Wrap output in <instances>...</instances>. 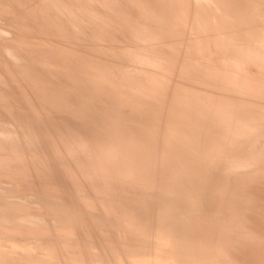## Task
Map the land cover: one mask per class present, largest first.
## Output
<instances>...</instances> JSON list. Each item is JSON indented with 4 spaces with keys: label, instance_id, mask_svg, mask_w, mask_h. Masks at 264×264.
Listing matches in <instances>:
<instances>
[{
    "label": "bare ground",
    "instance_id": "1",
    "mask_svg": "<svg viewBox=\"0 0 264 264\" xmlns=\"http://www.w3.org/2000/svg\"><path fill=\"white\" fill-rule=\"evenodd\" d=\"M11 1V0H10ZM15 1V0H14ZM53 0H19V2H20V6H22L23 8H25L26 10H27V12L30 14V16H32L33 17V20H34V17L36 18H39L40 20H38V22L40 21V23H42L43 25L42 26H44L42 29H40V30H43V32H45V30H47L46 32L50 35V39L52 40V42L53 41H55V42H57L58 43V45H61L60 47L61 48H63V47H65V49L66 50H68V51H70V52H72V53H70L71 54V56H72V54H73V56L75 55H81V57H82V60H84V58H85V61H86V59H87V56L86 55H88L89 56V54L91 55L95 50H96V43L95 44H90V43H88V41H87V43L89 44V46H87V52L86 53H83V54H80L79 53V49L78 50H75L76 48H78V42L76 41V40H72L71 42H69V41H67V42H65V43H62L61 41H59L58 39H59V37H58V39L55 37V36H60L61 37V35H59V33H57L58 32V29L59 28H61V25H63L62 24V20L64 19V18H66V21L69 19V23H71L72 25H73V27L72 28H79V30L81 29V28H84V31L86 32H84V35L85 34H92V33H87V32H89L90 30H88V26L89 25H87V24H84L83 23V21L81 22V20L80 19H77V17H74L69 11H67L66 9H64V5L63 6H61L62 5V3H60L61 5H59L58 3H57V1H55V2H52ZM59 1H61V0H59ZM63 1H65V3L67 2V1H69V0H62V2ZM72 1V0H71ZM79 2H78V7L79 8H81L82 10H85V12L87 11V12H89V13H91L92 14V16L94 15V17L95 16H97V17H99V18H103L104 20H106L107 21V19H105L104 17L105 16H107V14H105L106 13V11H105V9L107 10V9H109V8H107L108 6L107 5H109L108 4V0H106V2H107V5L104 3V1L103 0H78ZM96 1V3L98 2L99 4H100V6H101V8H103V9H100V6L97 4V6H98V8H95V9H93V8H91L92 7V5H91V7H89V6H87V5H90L88 2H95ZM115 1V0H114ZM117 1V0H116ZM121 1V0H120ZM120 1H118L117 3H120ZM123 1V2H122ZM121 2L123 3V5H124V0H122ZM155 1H157V4H154L155 3ZM159 0H154V3H153V0H127L125 3H126V5H125V7L123 8V7H121V9H123L122 11L121 10H119L120 9V7L119 8H117L118 10H119V12H118V10H117V12L116 11H114L115 9H113V7L115 8L116 6H117V3H116V5L115 4H112L113 5V7L111 6V3H113V1L112 0H110L109 2H111L110 3V6L112 7V11H114L115 13H117V15H118V19L119 20H121L123 23L125 22V20H123V19H126V21H128L129 22V20H130V18H128V20H127V17H129L130 15H134L135 16V14H133V13H131L130 15H129V11L131 10V11H134V9L138 12V10H139V12L141 11V13L139 14V13H136V12H134V13H136V14H138L136 17H132V18H134V20H135V18H137L138 20H139V18L138 17H140L141 16V14L142 15H145L144 13H146V14H148L149 13V16H150V14H151V16L152 15H155V16H150L151 17V21L149 20V22H152L153 20H155L154 22L155 23H153L154 25H151L152 23H150V25H148L147 23H144V19L147 21V19L149 18L150 19V17L148 16V17H141L142 19H140V20H142V21H137V20H135V23H137L138 22V25L136 24L135 25V27H134V24H133V27L134 28H129V29H131L130 31H132V33L133 34H129V33H126L127 35H129V37L131 36H133L134 34L135 35H138L139 37H143V42L145 43L146 41V43L145 44H150L151 46H152V48H154V46L155 45H158L159 44V46H160V50H161V48H162V50L161 51H163V53H165V54H171V55H166V57H164V59L166 58V59H168L169 61L167 62L168 64H169V62H170V67H171V70H170V68H163L165 65H166V63H162V61H161V63L162 64H164V66L163 67H161V66H159L158 65V62L157 63H155V61H152V59L150 60V59H148V58H146V57H144V58H146V59H148V60H146V59H144V60H146V62H144V61H140V62H142V63H147V64H149V65H152V67L153 66H156L158 69H160V70H162V69H165V70H167V72H171L172 73V75H167V73H166V75L165 76H163V81H159V76H154L153 74L151 75V71H150V73H148L147 75H143V76H140V77H142V79L140 80V81H142V80H144L143 79V77L145 76V77H148V78H145V80L146 79H148V81H152V84H149V83H151V82H149V83H145L146 81L144 80V83L145 84H147V85H144V84H139V86L136 88H131L130 90H129V94H130V96L132 97V96H134V94L135 93H137V94H139L141 91H144V96H143V98H144V100L146 99V100H148V99H150L151 101H152V103H154L153 101L154 100H158V102L156 103H154L155 105H153V106H156V104H158V103H160L161 101H163V102H167V103H169L168 105H166V104H164V103H160V104H163V105H165V106H167V107H165V106H163L164 108L162 109V108H158V110H153L152 111V119H160V118H162V117H166L167 116V121H166V123H164V125H168L170 128V130H168L169 132H166V135H164V143L166 144V146L165 145H163L164 146V148H161L160 150H155L154 152H150V151H147V152H145L144 150H140V149H138V150H140V151H138V150H136L138 147H141V145H139V141H138V138L137 137H134V136H131V137H127V136H125V130L123 129V127H121V126H119V123L121 124L123 121H121L120 119H118L117 117H115V116H110L109 115V117H107V118H104V119H96V116H95V121H93V122H95V125H97L98 126V128H97V126H96V128H97V131L99 132V123H104V125H103V123H102V125L101 126H104V127H108L107 129L109 130V127L112 125V123H116L118 126H116V129H114L115 130V132H117V135L119 136V135H123L124 136V138L125 137H127V138H125V140H124V142H121V141H123V140H121V138H120V140H119V143H121L122 144V146H121V144H118V146H116L117 145V143H118V140L115 138V136L113 135V138L111 137V133H113L114 131H111V129H110V137L113 139V141L112 142H114L116 145H115V147H114V149L115 148H117V147H119V145H120V147H119V149H120V151H118L119 153L120 152H122V153H126L128 150H130L131 151V153L134 155V156H136V157H133L134 159H132V157L130 156V155H128V153H130V151L128 152V153H126V157H128L129 156V158H125V160L126 159H132L131 161H132V163L135 161V159H139L138 161V164H137V161L136 162H134V163H136V164H131V165H127V161L128 160H126V161H124V163H126V164H124L123 163V160L124 159H122V158H124L125 157V155H123V157L122 158H119V160H121V162H119L120 164H113V166H112V162L111 161H113L114 162V160L116 161V163H118L117 161L118 160H116V158L118 159V155H120V154H118L116 151L117 150H119L118 148H117V150H115L114 151V149H113V151L112 150H110L109 148V146L111 145L110 143H106V146L107 147H104V145L103 146H100V144H98V143H100V139L102 140V138H100V136H102L103 134L104 135H106L107 134V131H106V128H104V130H105V132L106 133H102L100 136H99V138H98V135H97V137H96V134L98 133V132H96L94 135V138L96 137V139L98 138V140H96V142H97V144L99 145V148L97 149V147L96 146H98L97 144H96V146H95V144H93V143H89V144H91V147L94 145V147L93 148H95V149H93L94 151H93V155H99L100 156V154H97V153H101L102 154V156H101V158H99L100 160H98V161H96V159H95V161H93V159H90V160H87V162H83L82 164L83 165H79V166H82V168H75L76 170L74 171V169H73V167L71 168L70 166V168H68V175H66V174H64V173H62V176L60 175L61 173H58L61 177H62V179L61 180H63L62 182H61V184H59V183H52V182H50V180L49 179H47V178H49L48 176H47V180L45 179V177L44 176H46L45 175V173H44V176H43V173L41 174L40 172H38L37 174H36V176L37 175H40V176H42L41 177V180H42V178L44 179V180H42V182H38L39 181V179L40 178H38L37 179V177L35 176V174H34V177H36V180H38V181H36V184L34 183L33 185H30V181H31V179H30V177H33V174L31 173V175L29 174V172H27L26 170H24L22 167H20V166H18V165H15L14 163H9V161L10 160H12V159H16V157H18L17 159L19 160V158H22V157H19L20 156V154L18 155V154H14L16 151H15V149H12L10 152H8V148L9 147H7V146H2V144L0 145V264H264V189H263V191H261L262 189H260V187H264V184H263V181H264V131L263 130H260L261 128H263L264 129V82H262L261 80H259L258 78H260V77H258V73H257V68H255L254 66L256 65V66H259V65H257L259 62V60L258 61H256L255 63H257V64H253L252 66H251V69L250 68H248V69H250V70H248L249 72L252 70V69H254L255 68V71H256V74L254 73V75H257V79L255 80V79H253V77H255V76H253L252 75V73L254 72L253 70V72H251V75L253 76H249L248 75V73L246 72L247 70H245V76L243 75H239L237 72H236V70L238 69L237 67H241V66H244V64H243V62H244V59L246 60L247 59V55L249 54V52H248V54H246L247 53V51L249 50L248 48H253V46H251L250 47V45H249V47H242L241 45H238L239 44V42H238V44L236 43V46H238V47H234L232 44H234V43H232L231 44V42L229 43V44H231V47H232V49L233 48H235V51H233V52H236V53H227V52H225V49H224V51L223 52H225L227 55H226V57H225V59H222L221 57H223V56H221L222 54H220L219 55V58H221L222 60H225V61H223V64H214V63H216L215 61H211L210 59L211 58H213L212 56H214L213 54H216V52L214 53V51H211L210 49H205L204 48V46H206L208 43L210 44V39H209V37L207 38V36H209L210 35V33H211V31H213V30H215V29H213V28H210V25H211V23H210V25L208 24V23H206V21H208V19H206L207 17H209L213 22H212V26L214 27L215 25L214 24H217L216 22H218V24L217 25H219V24H223V23H225V21L227 22V20L229 21V20H235V19H237L236 20V22L237 23H235V21L233 20V22L232 23H235L236 25H233L230 21V26H233V27H235V28H232V32H230V33H233V34H236V35H234V36H236V38H237V35L238 34H240V32L242 33V34H244V33H246V32H243L244 30H246L245 28L247 27H245L244 25L246 24V25H248L249 24V26H252V24L251 23H253L252 21H254V24L256 25H253V31H254V26L256 27V30L257 29H261V28H264V23H263V25H259V26H263V27H257V22L258 21H256V19H257V16H255L254 14V16L256 17V19L255 18H252L253 16H252V14L249 16L250 18L249 19H253V20H250L251 22H249V20L248 19H246L247 17H248V11H246L245 9V13H246V15H244L245 13H244V11H243V4H247V2L248 1H250L251 2V0H219V1H222L223 2V7H221L222 5L221 4H219V5H221L220 7H221V10H220V8H219V6L217 5V1H215L214 2V0H192V1H195V2H192L193 4L194 3H196V5H197V7H198V5H202V6H204L205 8H207V13H208V15H206V18L203 20L202 18H201V16H199L202 20H200V19H198V17H197V19H196V17H195V19L192 17V16H190V15H192V14H189V16H190V19H187V18H185L186 17V15L185 14H183L182 13V11H180L181 13H182V15L184 16V17H182V15L180 16V17H182V18H184V19H180L179 18V15H178V17H177V13H175L174 12V10H172V12H174L172 15H171V8H173V9H176V8H178L177 6H175L176 8H174V5L173 4H171V2L168 0L167 1V4H168V7L170 6V5H172L171 7H169L170 8V13H169V9L167 8V5L165 6L166 8H164V6H162V4H161V2L163 1V0H161V1H159ZM190 1V0H189ZM13 2V1H12ZM128 2V3H127ZM168 2H170V3H168ZM191 2V1H190ZM221 2V3H222ZM237 3V4H235L234 5V3ZM64 3V4H65ZM76 3H77V0H76ZM75 3V4H76ZM86 3H88V4H86ZM92 3V4H93ZM95 3V4H96ZM115 3V2H114ZM188 3V2H187ZM17 4V6H19L18 5V3H16ZM69 4V3H68ZM71 4H73V3H71ZM121 4V3H120ZM119 4V5H120ZM161 4V5H160ZM250 4V3H249ZM252 4L253 5H255L256 7H258V8H260L261 9V11L263 12V10L262 9H264V0H253V2H252ZM118 5V6H119ZM163 5H165V4H163ZM189 5V4H188ZM188 5L186 6V7H188ZM243 5V6H242ZM253 5H251V6H249L251 9H252V7H253ZM13 6H15V5H13ZM107 6V7H106ZM121 6V5H120ZM192 5H190V7H191ZM194 6V5H193ZM192 6V7H193ZM226 8H225V7ZM94 7V6H93ZM96 7V6H95ZM181 7V6H180ZM184 7H185V5H184ZM183 6H182V10L184 11V8ZM247 7V6H246ZM249 7H247V8H249ZM11 8H13L12 7V5H10L9 4V1L8 0H0V13H2V11L4 12V10H10ZM17 8V7H16ZM21 8V7H20ZM69 8V7H68ZM67 8V9H68ZM71 8V7H70ZM76 8H77V6H76ZM130 9L129 11L127 10V9ZM199 8V7H198ZM197 8V9H198ZM201 8H203V7H201ZM200 8V10L202 11V9ZM205 8H203L204 9V11H205ZM218 8H219V10H218ZM224 10H223V9ZM250 8H249V10H250ZM15 9V8H14ZM14 9H12V10H14ZM73 9V8H72ZM138 9V10H137ZM188 9V13H190L191 11H193V8H191L192 10H190V12H189V7L187 8ZM195 10H196V6H195V8H194ZM11 10V11H12ZM16 10V9H15ZM18 10L19 9H17L16 10V12H18ZM23 10V9H22ZM81 10V11H82ZM128 12H127V11ZM177 10V9H176ZM200 10H199V12H200ZM228 10H230V11H233V12H235L234 14H235V16L237 15L238 16V18H237V16L236 17H233V12H227ZM248 10V9H247ZM24 11V10H23ZM80 11V10H79ZM78 11V12H79ZM110 11V9L107 11V13ZM204 11H202L203 12V14H204ZM253 11L255 12V10H252L251 11V13H253ZM257 11V10H256ZM260 10H259V13H261L262 14V12H261ZM22 12V11H21ZM25 12V11H24ZM75 12H77V11H75ZM103 12H105V13H103ZM120 12H122V13H120ZM177 12H179L178 10H177ZM197 11H195V13H196ZM199 12H197V13H199ZM7 13V12H6ZM6 13L5 14H1L2 16L3 15H6ZM10 14H12L11 12H9ZM109 13H113V12H109ZM114 13V15L116 16V14ZM119 13V14H118ZM186 13H187V10H186ZM195 13H193V14H195ZM259 13H257L256 15H261V14H259ZM17 14V13H16ZM73 14H74V12H73ZM86 14V13H85ZM103 14H105V16L103 17ZM205 14H206V12H205ZM231 14V15H230ZM20 15V14H19ZM110 15V14H109ZM112 15V14H111ZM110 15V16H111ZM113 15V16H114ZM174 15V17H173V19L175 18V20H173L172 19V17L171 16H173ZM197 15V14H196ZM200 15V14H199ZM243 15H244V17H243ZM263 15H264V13H263ZM7 16V15H6ZM24 16H27V15H24ZM23 15L21 16V18L22 17H24ZM75 16H76V14H75ZM85 16V15H84ZM87 16H88V14H87ZM114 16V17H115ZM123 16V17H122ZM193 16H195V15H193ZM202 16H205V15H202ZM232 16V17H231ZM242 16V19L240 18V17ZM247 16V17H246ZM252 16V17H251ZM18 17H20V16H18ZM64 17V18H63ZM89 17V16H88ZM93 17V18H94ZM97 17L96 18H94L95 20L97 19ZM107 17H109V16H107ZM106 17V18H107ZM114 17H112L111 16V18H113L114 19ZM125 17V18H124ZM131 17V16H130ZM154 17V19H152ZM155 17H156V19H155ZM191 17L193 18V19H191ZM216 17L219 19H217L216 20ZM246 17V18H245ZM261 17V16H260ZM15 18V17H14ZM27 18H29V17H25V19H27ZM31 18V17H30ZM63 18V19H62ZM79 18H81V17H79ZM85 18H86V16H85ZM109 19V20H112L113 21V19ZM116 18H117V16H116ZM169 18H171L170 20H172V24H174L173 26H171V27H167L169 30H172L173 32H175L174 34H177L176 32L178 31H176L175 29H178L179 28V30H181L180 28H182V30H184V31H182V32H185L186 33V35H188V36H190V37H192V39L190 40L189 38H188V36H186L187 38H188V41H190L189 43H183L184 42V39H186V41H187V38H183V39H181L180 37H183L184 35H183V33L181 32V36L179 37L183 42H181V41H178L177 39H179V38H177L176 40H177V42L176 43H173V45L171 46L170 45V43H172V42H174L173 41V39H171L172 41L169 43L168 42V39L169 38H167V40H166V38L165 37H162L166 32V36L168 37L169 35H167V34H169L168 32H169V30L167 29V31H165L164 29H165V27L168 25V24H171V23H168L169 21L167 20V19H169ZM179 18V19H178ZM239 18H240V20H244L245 19V21L247 20L248 22L247 23H245L244 25H242V22H244V21H240L239 20ZM262 18V17H261ZM264 18V17H263ZM23 19V18H22ZM87 20H88V18H86ZM92 19V18H91ZM94 19H92V21L94 20ZM103 19H101V20H103ZM209 19V20H210ZM258 19H260V18H258ZM20 20V19H19ZM30 20H32V19H30ZM85 20V19H84ZM103 20V21H104ZM109 20L106 22V23H109ZM115 20V22H116V19H114ZM119 20H117L118 22H121V21H119ZM131 20H133V19H131ZM133 20V21H134ZM264 20V19H263ZM21 21H23V20H21ZM35 21V20H34ZM91 21V22H92ZM137 21V22H136ZM145 21V22H146ZM156 21L158 22L157 23V25H158V27L157 28H160L161 26L164 28H162L160 31H162V30H164L165 31V33H164V31L162 32L163 34H161V35H159L158 34V32L156 31V30H158V29H156V30H154V27L152 28V26H155L156 25ZM165 21H168V22H165ZM173 21H174V23H173ZM205 21V22H204ZM214 21H215V23H214ZM238 21H240L239 23H238ZM256 21V22H255ZM260 21L262 22V19H260ZM16 22V21H15ZM14 22V23H15ZM19 22V21H18ZM26 22V21H25ZM24 22V23H25ZM28 22V21H27ZM37 22V21H36ZM96 22H98V19H97V21ZM100 22V21H99ZM102 22V21H101ZM117 22V23H118ZM127 22V23H128ZM148 22V21H147ZM159 22H163L161 25H160V23ZM164 22L165 23H167V25L165 26V25H163L164 24ZM171 22V21H170ZM31 22H29V24H30ZM64 23V22H63ZM66 23V22H65ZM88 23V22H87ZM113 23V22H112ZM123 23H121V25L123 24ZM127 23L125 22L124 23V26H126V27H123L122 26V28L123 29H127ZM214 23V24H213ZM228 23V22H227ZM260 23V22H259ZM20 24V23H19ZM32 24V23H31ZM31 24H30V26H31ZM96 24V23H95ZM94 24V25H95ZM116 24V23H115ZM119 25V28L121 27L120 26V23H118ZM126 24V25H125ZM130 24L132 25V21H130ZM129 23H128V26L130 25ZM147 24V25H146ZM206 24H208L209 25V27L208 28H210V33H207L208 31H206ZM232 24V25H231ZM23 25V24H22ZM21 25V26H22ZM28 25V24H27ZM67 25V24H66ZM93 25V27H95ZM101 25V24H100ZM104 25H105V23H104ZM108 25V24H107ZM111 24H109L108 26H110ZM113 25V24H112ZM159 25H160V27H159ZM26 26V25H25ZM25 26H23V27H25ZM37 26V25H36ZM116 26H117V24H116ZM150 26V27H149ZM165 26V27H164ZM169 26V25H168ZM180 26V27H179ZM221 26V25H220ZM228 26H229V24H228ZM227 26V28H229L230 29V27H228ZM248 26V27H249ZM4 27V26H3ZM16 26H14V28H15ZM18 27V26H17ZM16 27V28H17ZM23 27H22V31H23ZM27 27H29V25L27 26ZM32 28H33V26H31ZM31 27H29L30 29H32ZM39 27V26H38ZM66 27V26H65ZM98 27V26H97ZM105 27H107V26H105ZM156 27V26H155ZM176 27V28H175ZM178 27V28H177ZM216 27H218L219 28V26H215V28ZM222 27L223 26H221V30H222ZM226 27V26H225ZM247 27V28H248ZM0 28H1V26H0ZM12 28V27H11ZM15 28V29H16ZM26 28V27H25ZM40 28V27H39ZM68 28H71V27H68ZM67 28V29H68ZM104 27L102 26V29H103ZM114 28H116V27H114ZM118 28V27H117ZM224 28V27H223ZM250 28V27H249ZM2 29V28H1ZM6 29V28H5ZM8 29V28H7ZM6 29V30H7ZM28 29V28H27ZM27 29H25V30H27ZM34 29V28H33ZM32 29V30H33ZM38 29V28H37ZM91 29H92V27H91ZM101 29V28H100ZM109 29H110V27H109ZM211 29H213V30H211ZM217 29V28H216ZM229 29H226V30H228L227 32L229 33ZM244 29V30H243ZM249 30V29H247V33H248V30L251 32L252 30ZM5 30V33L7 32V33H9V31H6ZM13 30V29H12ZM72 29H70L69 31H71ZM111 30H115V29H111ZM118 30V29H117ZM133 30H134V32H133ZM226 30H223V31H226ZM20 31V30H19ZM37 30H36V28H35V32H36ZM39 31V30H38ZM93 31V30H92ZM100 31V30H99ZM106 30H104V32H105ZM107 31H109V30H107ZM106 31V32H107ZM118 31H120V30H118ZM123 31V30H122ZM172 31H170V32H172ZM216 31H218V30H215L214 32L215 33H217ZM219 31H220V29H219ZM223 31H220V32H223ZM231 31V30H230ZM235 31H237V32H235ZM258 31V30H257ZM260 31V30H259ZM261 31H262V29H261ZM12 32H14V31H12ZM34 31H33V34L35 33ZM73 32V31H72ZM76 32V31H75ZM95 32V31H94ZM110 32H112V31H110ZM126 32H127V30H126ZM179 32V33H180ZM213 32V33H214ZM219 32V33H220ZM249 32V33H250ZM17 33V32H16ZM40 37L42 36V35H40V32L38 33V32H36ZM61 33V32H60ZM100 33H101V31H100ZM116 33V32H115ZM118 33H121V32H118ZM124 33L125 32H122V36L124 35ZM142 34V33H144V35H139V34ZM145 33H149V35H150V37L149 36H147ZM178 33V34H179ZM184 33V34H185ZM213 33H211V34H213ZM218 33V34H219ZM226 33V32H225ZM229 33V34H230ZM246 34L247 36L248 35H250V34H252V33H250V34ZM13 34V33H12ZM41 34H42V32H41ZM69 34V33H68ZM72 34V33H71ZM126 34H125V37H126ZM209 34V35H208ZM228 34V35H229ZM29 35V34H28ZM34 35H36V34H34ZM44 35V34H43ZM47 35V34H46ZM49 35H48V38H49ZM63 36L65 35H67V33L66 32H64L63 34H62ZM70 35V34H69ZM74 35V34H73ZM72 35V36H73ZM98 35V34H97ZM102 35V34H101ZM117 34H115V36H116ZM119 35V34H118ZM117 35V36H118ZM134 35V36H135ZM172 35H173V33H171L170 34V36H171V38H176V35H173V37H172ZM216 35V34H215ZM215 35L213 34V35H211V36H214L213 37V39L215 38ZM232 35V34H231ZM241 35V34H240ZM18 36V35H17ZM26 36V35H25ZM31 36V35H30ZM103 36V35H102ZM108 36V35H107ZM116 36V37H117ZM134 36H133V38L132 39H134ZM137 36V37H138ZM145 36L146 37H148L147 39L145 38ZM178 36V35H177ZM184 36V37H185ZM242 36V35H241ZM32 37H33V35H32ZM35 37V36H34ZM46 37V36H45ZM55 37V38H54ZM88 37V36H87ZM110 37V36H109ZM113 37V36H112ZM131 37H130V39H131ZM136 37V36H135ZM136 37V38H137ZM228 37H230V36H228ZM238 37H239V35H238ZM244 37H245V35H244ZM250 37V36H249ZM37 38V37H36ZM72 38V37H71ZM99 38V37H98ZM136 38H135V40H136ZM145 38V39H144ZM165 38V39H164ZM231 38H233V36L231 37ZM230 38V39H231ZM23 39V38H22ZM38 39V38H37ZM46 38H44V37H41L40 39H38V41H40V43H42V41L43 42H45V44H46V41L48 42V40L46 39ZM65 39V38H64ZM74 39V38H73ZM78 41L79 40H81V39H79V38H76ZM90 39V38H89ZM102 39L103 38H101V42L100 43H102ZM107 39V38H106ZM106 39H104V40H106ZM111 39V38H110ZM115 39V38H114ZM117 39H119V38H117ZM120 39H122V38H120ZM129 38H127V40H128ZM230 39H229V41H230ZM239 39V38H238ZM241 39H242V37H241ZM245 39H246V37H245ZM252 39V38H251ZM26 40V39H25ZM28 40H29V38H28ZM35 40V39H34ZM61 40V39H60ZM63 40V39H62ZM65 40H67V39H65ZM69 40V39H68ZM94 40V39H93ZM96 40V39H95ZM98 40V39H97ZM123 40V39H122ZM139 40V39H138ZM141 40H142V38H141ZM146 40V41H145ZM175 40V39H174ZM212 40V39H211ZM234 40H237V39H234ZM248 40H250V39H248ZM255 40V39H254ZM37 41V42H38ZM83 41V40H82ZM99 41H100V39H99ZM108 41H110V40H108ZM114 41V40H113ZM124 41V40H123ZM185 41V42H186ZM187 41V42H188ZM251 41V40H250ZM253 41V40H252ZM256 41V40H255ZM258 41V40H257ZM260 41V40H259ZM262 41H264V39L262 40ZM10 42H11V40H10ZM95 42V41H94ZM93 42V43H94ZM118 42V41H117ZM125 42H127V41H125ZM131 42V41H130ZM129 41H128V43H130ZM134 42H136V41H133V44L135 45V43ZM138 43H139V41H137ZM141 42L142 41H140V45H141ZM232 42H235V41H232ZM3 43V42H2ZM12 43V42H11ZM22 43V42H21ZM35 43H36V41H35ZM39 43V44H40ZM87 43H86V45H87ZM109 43H111V42H109ZM259 43H261V42H258V44ZM13 44V43H12ZM17 44H19V42L17 43ZM23 44V43H22ZM25 44V43H24ZM44 44V43H43ZM52 44V45H51ZM55 44V43H54ZM105 44H107L108 45V43H105ZM119 44V43H118ZM118 44H116L117 46H119ZM124 44V43H123ZM132 44V45H133ZM252 44H254V41H253V43ZM257 44V45H258ZM20 45V44H19ZM28 45V44H27ZM40 45H42V44H40ZM47 46H49L50 47V45L52 46V48L54 49V51H55V49H56V46H54L53 45V43H51V41L49 40V44L47 43L46 44ZM45 45V47H47ZM94 45V46H93ZM126 45V44H125ZM130 45V44H129ZM150 45H149V47H150ZM256 45V44H255ZM37 46V45H36ZM80 46V45H79ZM98 46V45H97ZM99 46H100V44H99ZM122 46H124V45H122ZM121 46V47H122ZM131 46V45H130ZM147 46V45H146ZM159 46H158V48H159ZM2 47H3V45H2ZM28 47V46H27ZM58 47V46H57ZM112 47H114V46H111L110 48H112ZM132 47V46H131ZM140 47V46H139ZM143 47H145L144 45H143ZM149 47H146L147 49L149 48ZM156 47V46H155ZM173 47V48H172ZM230 47V46H229ZM228 47V48H229ZM230 47V48H231ZM241 47V48H240ZM258 47V46H257ZM260 47V46H259ZM261 47H262V43H261ZM8 48H10L11 49V47L9 46ZM14 48H16V47H14ZM40 48H42V47H40ZM75 48V49H74ZM110 48H108V49H103V45H102V51L105 53L104 55L105 56H103V57H105V58H103L102 59V57H97V59H99L100 58V60H102L103 62H104V64L103 65H106L108 68H110V67H114L115 65L114 64H116V63H114L115 61H114V59H113V63L112 62H110L111 60H107V58H108V56L106 55V54H110L112 57H113V55L115 56L114 58H116V56L117 57H119V59H121V58H129V60H130V58H131V55H128V54H130V53H128V54H126V53H123V52H120V51H117L115 48V51H112V50H110ZM125 48V47H124ZM128 48V47H127ZM158 48H156L155 50L157 51L158 50ZM172 48V49H171ZM227 48V49H228ZM239 48V49H238ZM263 49H264V47H262ZM262 48H258V49H262ZM4 49V48H3ZM2 49V50H3ZM21 49H23V48H21ZM38 49V48H37ZM95 49V50H94ZM101 49V48H100ZM126 49V48H125ZM139 49V48H138ZM146 49V50H147ZM164 49V50H163ZM226 49V50H227ZM250 49V50H251ZM253 49H255V53L254 54H256V48H253ZM252 49V50H253ZM12 50V49H11ZM15 49H13V51H14ZM45 50V49H44ZM57 50V54H54L52 51L53 50H51V54H53V55H51V56H49L50 57V60L52 59V60H55V59H58V57H60L61 55H62V53H61V49L60 48H58V49H56ZM60 52H59V51ZM94 50V51H93ZM129 50V49H128ZM137 49H134L133 51H136ZM150 50V49H149ZM148 50V51H149ZM154 50V51H155ZM213 50V49H212ZM215 50V49H214ZM231 50V49H230ZM0 51H1V49H0ZM68 51H67V53H68ZM98 51V50H97ZM97 51H96V54H97ZM102 51H98V53H99V55L101 54V52ZM152 51V50H151ZM155 51V52H156ZM220 51V50H219ZM222 51V50H221ZM254 51V50H253ZM258 51V50H257ZM7 52V51H6ZM62 52H63V49H62ZM81 52V51H80ZM154 52V53H155ZM158 52V51H157ZM213 52V53H212ZM218 52V51H217ZM230 52V51H229ZM259 52H261V51H259ZM262 52H264V51H262ZM17 53V52H16ZM20 53V52H19ZM64 53H65V50H64ZM63 53V54H64ZM161 53V52H160ZM163 53H161V54H159V55H162ZM5 54V53H4ZM43 54H45V53H43ZM58 54H60L59 56H58ZM103 54V53H102ZM133 54V53H132ZM135 54H136V52H135ZM138 54V53H137ZM146 54H147V52H146ZM152 54V53H151ZM151 54H150V56H151ZM190 55V58H191V56H192V58L194 59V57H196V58H198V59H200L199 61H202L201 59H203L204 57H205V59L203 60L204 62H205V60H207V59H209V63H203L202 65H200V67H198V65H199V63H195V64H193L195 61L194 60H192V61H194L193 63H191L190 61V63L191 64H188V60H187V62L186 63H182V62H180L181 60H179L178 59V56L180 55H182V58L184 57V60L187 58V57H189V56H187V55ZM218 54V53H217ZM251 54V53H250ZM15 55V54H14ZM30 55V54H29ZM35 55V54H34ZM37 55H39V54H37ZM65 55V54H64ZM64 55H62V57L64 56ZM98 54L96 55V56H99ZM143 55H145V53H143ZM148 55V54H147ZM184 55V56H183ZM6 56V55H5ZM25 56V55H24ZM40 56H41V54H40ZM47 56V55H46ZM67 57H69L68 55H66ZM66 56H64L65 58H66ZM72 56V57H73ZM100 56H102V55H100ZM136 56V55H135ZM187 56V57H186ZM194 56V57H193ZM250 56V55H249ZM253 56H255V55H252V57ZM262 56V55H261ZM261 56H256V58H258L259 59V57H261ZM21 57V55H15V56H12V58H14L15 60H17V61H23L24 63H25V67L26 68H28V67H30V65H32V63H31V60L30 61H26L25 59L27 58H25V59H21L20 58ZM23 57V56H22ZM29 57V56H28ZM61 57V58H62ZM63 57V58H64ZM71 57V58H72ZM91 57V56H90ZM138 57H139V55H138ZM155 57V56H154ZM31 58V57H30ZM41 58H43V57H41ZM69 59V58H67L68 60H70V61H74V57L72 58V59ZM96 58V57H95ZM111 58V57H110ZM134 58V57H133ZM142 58V57H141ZM140 58V59H141ZM158 58L160 59V57L158 56ZM191 58V59H192ZM195 58V59H196ZM215 58H218V57H215ZM224 58V57H223ZM251 58V57H250ZM250 58H248V59H250ZM36 59V58H35ZM34 59V60H35ZM75 59H77V58H75ZM96 59V60H97ZM105 59V60H104ZM143 59V58H142ZM180 59H181V57H180ZM191 59H189V60H191ZM248 59L246 60V61H248ZM252 59H254V57L252 58ZM37 60H39V59H37ZM37 60H35V61H37ZM43 60V59H42ZM62 60V59H61ZM80 60V59H79ZM95 60V61H96ZM116 60H118V58L116 59ZM127 60V59H126ZM125 60V61H126ZM128 60V61H129ZM135 60V59H134ZM133 60V61H134ZM158 60V59H157ZM162 60H163V57H162ZM183 60V59H182ZM214 60V59H213ZM220 60V59H219ZM218 60V61H219ZM78 61V60H77ZM76 61V62H77ZM98 61V60H97ZM123 61H124V59H123ZM123 62V63H121V62H118V61H116V62H118V67L119 68H122L123 70H127L128 71V69L129 70H131L130 68H132L133 70V73L135 72V70L134 69H136L135 67H137L136 65H135V67L132 65V63L129 61V62ZM132 61V62H133ZM136 61H138L139 62V60L137 59ZM159 61V60H158ZM197 61V60H196ZM202 61V62H203ZM208 61V60H207ZM216 61H217V59H216ZM217 61V62H218ZM250 61V60H249ZM261 61V60H260ZM55 62V61H54ZM54 62H52V64L54 63ZM64 62V61H63ZM62 62V63H63ZM75 62V61H74ZM101 62V61H100ZM99 62V63H100ZM137 62V63H138ZM201 62V63H202ZM214 64H212V63ZM220 62H221V60H220ZM251 62V61H250ZM250 62H246L245 63V65L247 64V63H250ZM253 62V61H252ZM262 62L264 63V57H263V59H262ZM261 62V63H262ZM65 63H68V61H66L65 60ZM70 63V62H69ZM77 63H80V61H78ZM77 63H75V64H77ZM83 63H85V62H83ZM82 63V64H83ZM130 64V65H128V64ZM160 63V62H159ZM262 63V64H263ZM56 64H57V62H56ZM55 64V65H56ZM58 64H59V62H58ZM89 64H91V63H89ZM93 64V63H92ZM95 64V63H94ZM98 64V63H97ZM113 64V65H112ZM232 65V66H229L228 68H227V65ZM21 65V64H20ZM37 65H39V64H37ZM41 65V64H40ZM46 65V64H45ZM51 65V64H50ZM65 65V64H64ZM68 65V64H67ZM66 65V66H67ZM79 65V64H78ZM78 65H76V66H78ZM100 65H102V63L100 64ZM100 65H98V66H100ZM102 65V66H103ZM215 65H219V67H216ZM237 67H236V66ZM249 65V64H248ZM251 65V64H250ZM249 65V66H250ZM261 65V64H260ZM47 66V65H46ZM61 66V65H60ZM72 66V65H71ZM82 65L80 64V67H81ZM83 66H84V64H83ZM98 66H95V68L96 67H98ZM106 66H104V67H106ZM133 66V67H132ZM168 66V65H167ZM263 66V69H264V64L262 65ZM262 66H260L261 68H262ZM42 67V66H41ZM50 67V66H49ZM52 67V66H51ZM85 67H87L86 65H85ZM92 67V66H91ZM138 67H139V65H138ZM148 67V66H147ZM146 67V68H147ZM151 67V68H152ZM258 68V70L259 69H261V68ZM0 68H1V66H0ZM23 68V67H22ZM48 68V67H47ZM55 68V67H54ZM94 68V67H93ZM146 68H144V69H146ZM155 67H153V69H154ZM237 68V69H236ZM20 69V68H19ZM19 69H18V71H19ZM37 69V68H36ZM39 69V68H38ZM44 69V68H43ZM76 69V68H75ZM80 69H82V68H80ZM84 69V68H83ZM86 69V68H85ZM89 69V68H88ZM98 69V68H97ZM99 69H101V68H99ZM105 69V68H104ZM103 69V70H104ZM247 69V68H246ZM13 70V69H12ZM22 70V69H21ZM34 70V69H33ZM49 70V69H48ZM52 70V69H51ZM67 70V69H66ZM73 70V69H72ZM79 70V69H78ZM95 70V69H94ZM113 70V69H112ZM152 70V69H151ZM155 70H157V69H155ZM154 70V71H155ZM178 70H180V71H186V72H188V71H190V72H192V73H197V75L199 76V74L201 75V76H210V78H212V77H214V79H216L217 81H218V83L219 82H221L222 83V85H225L227 88L228 87H230V88H226L225 86V88H226V92H227V90H229L230 91V89L232 88V87H235L238 91L237 92H239L240 93V95H242V96H248V97H246V98H244V99H247V98H249V99H252V101L255 103V104H253L252 102H250V103H248L249 101H251V100H249V101H247V103L246 102H244L243 101V99L241 100L239 97L240 96H238V97H234L233 96V94L236 92L235 90H231L230 91V95H232L233 97H231V99H230V97H229V94L227 95L228 97H229V99H227V97L225 98L224 96L227 94L226 92H225V90L223 89V91L222 90H217V88L215 89V88H213V87H211L210 85H208L209 83H207L206 84V82H203V81H205V80H200V79H198V78H189V77H187V76H185V75H183L182 73H180ZM243 70V71H242ZM17 71V72H18ZM57 71V70H56ZM81 71V70H80ZM79 71V72H80ZM88 71V70H87ZM86 71V72H87ZM96 71V73H98L97 72V70H95ZM132 71H130L131 73H132ZM144 71V70H143ZM163 71V70H162ZM240 72H241V74H243L244 73V67H242V69L241 70H239ZM238 71V72H239ZM21 72V71H20ZM53 72V71H52ZM66 72V71H65ZM82 72V71H81ZM89 72V71H88ZM91 72V71H90ZM100 72V71H99ZM116 72V71H115ZM114 72V73H115ZM137 72V71H136ZM135 72V73H136ZM146 72V71H145ZM148 72V71H147ZM186 72H184V73H186ZM189 72V73H190ZM261 72H262V69H261ZM264 72V71H263ZM16 73V72H15ZM24 73H26L25 71H24ZM48 73V72H47ZM60 73V72H59ZM70 73V72H69ZM85 73V72H84ZM129 73V72H128ZM152 73H154L153 71H152ZM155 73H156V71H155ZM159 74H160V72H158ZM163 73L164 72H162L161 74L163 75ZM192 73H190V74H192ZM12 74V73H11ZM79 74V73H78ZM86 74V73H85ZM88 74V73H87ZM95 74V73H94ZM139 74V73H138ZM141 74V73H140ZM144 74H146V73H144ZM264 74V73H263ZM263 74H260V76H262ZM24 75V74H23ZM28 75V74H27ZM29 75H30V73H29ZM44 75H46V74H44ZM53 75L55 76L56 74H52V77H53ZM63 75H64V73H63ZM82 75V74H81ZM100 75V74H99ZM103 75V74H102ZM102 75H100V76H102ZM107 75V74H106ZM111 75V74H110ZM129 75V74H128ZM156 75V74H155ZM194 75H196V74H194ZM193 75V76H194ZM248 75V76H247ZM1 76V75H0ZM6 76V75H5ZM19 76V75H18ZM36 76V75H35ZM48 76V75H47ZM50 76V75H49ZM75 76V75H74ZM84 75H82L81 77H83ZM90 76H91V74H90ZM131 76V75H130ZM192 76V77H193ZM4 77V76H3ZM14 77H15V75H14ZM32 77V76H31ZM31 77H30V79H31ZM87 77H88V75H87ZM114 77V79H115V81L116 82H120V81H122L123 79H124V75L122 74H119V76H113ZM128 77V76H127ZM158 77V78H157ZM195 77V76H194ZM262 77H264V76H262ZM2 78V77H1ZM0 78V79H1ZM4 78H6V77H4ZM8 78V77H7ZM12 78H13V76H12ZM21 78V77H20ZM19 78V79H20ZM24 78V76L22 77V79ZM33 78H35V77H33ZM72 78V77H71ZM75 78V77H74ZM126 78V77H125ZM201 78V77H200ZM14 79V78H13ZM37 81H34L33 79V81L31 82V83H29V81H28V85H30L31 86V89H32V87L34 88V89H36V91L37 92H39L40 91V93H39V95L37 94V97L39 98V99H43L42 100V102L40 103V102H38V103H40L39 105H41L42 104V106H43V103H45L46 105L47 104H49L51 101H52V103L51 104H53V105H47L49 108H50V106H52V108L51 109H54V111H55V106H59V105H61V106H63L62 107V110H63V112H65V110H66V108H68V110H69V107H72V106H70V105H74V103L73 102H78L77 103V109L79 110V108L81 107V108H83V110H86V111H90V109L92 108L93 109V107H95V105H94V103H93V100L92 99H90L89 97H84L82 94V96L80 95V93L78 94V95H76L75 94V100L76 101H74L73 99H74V94H73V97L72 96H68V94L70 95H72V91L73 90H76L75 89V87H74V84L75 83H77V81H74V84L73 85H68L67 83H63V84H61V83H55V82H52L51 80L52 79H50V81L46 78V76H42V75H40L39 74V76H36V78H35ZM66 78H64V79H60V80H65ZM88 79V78H87ZM90 79H92V78H90ZM102 79H103V76H102ZM102 79H101V84L102 83H104V82H102ZM109 79V78H108ZM129 79V78H128ZM150 79V80H149ZM203 79H205L204 77H203ZM262 79V78H261ZM16 80V79H15ZM24 80H26V79H24ZM82 80V79H81ZM93 80V79H92ZM97 80V79H96ZM96 80H94L95 82H97ZM104 80H106L105 79V75H104ZM111 80V79H110ZM161 80V79H160ZM211 80V79H210ZM209 80V81H210ZM2 81H3V79H2ZM9 81H11L10 79H9ZM9 81H7V82H9ZM12 81H14V80H12ZM11 81V82H12ZM67 81H68V79H67ZM73 80L71 79V82H72ZM83 81V80H82ZM124 81V80H123ZM147 81V82H148ZM6 81L4 80V83H5ZM11 82H10V84H11ZM15 82V81H14ZM17 82V81H16ZM26 82H27V80H26ZM79 82V81H78ZM99 82V81H98ZM143 82V81H142ZM3 83V84H4ZM25 83V82H24ZM70 83V82H69ZM83 83H84V81H83ZM87 83V82H86ZM107 83H109V82H107ZM115 83V82H114ZM6 84V83H5ZM79 84V87H80V85H84V84H81V83H78ZM77 84V85H78ZM106 84V83H105ZM116 84V83H115ZM130 84H132V83H130ZM135 84H137V83H135ZM149 84V85H148ZM211 84H213V83H211ZM215 84H216V82H215ZM8 85V84H7ZM14 85V84H13ZM21 85V84H20ZM19 85V87L20 88H22L21 86H23V85H21L20 86ZM25 85V84H24ZM92 85V84H91ZM94 85V84H93ZM107 85V84H106ZM105 85V86H106ZM118 85V84H117ZM217 85V84H216ZM215 85V86H216ZM10 86V85H9ZM27 86V85H26ZM26 86H23V87H26ZM86 86V85H85ZM95 86V85H94ZM98 86V85H97ZM96 86V87H97ZM105 86L103 85L102 87H104L105 88ZM122 86V85H121ZM172 86V87H171ZM214 86V85H213ZM218 86V85H217ZM219 86H221V84L219 85ZM2 87V86H1ZM8 87V86H7ZM37 87V88H36ZM77 87V86H76ZM87 87H89V85L87 86ZM86 87V88H87ZM92 87V86H91ZM108 87V86H107ZM106 87V88H107ZM113 87V86H112ZM118 87V86H117ZM116 86L115 87H113L114 89H108L107 91L111 94V92H112V90H114V92H116L115 90V88H117ZM173 87H175V89H173ZM5 88H6V86H5ZM13 88V87H12ZM101 88V87H100ZM119 88V87H118ZM126 88V87H125ZM164 88H169V90H171V88H172V92L174 91V94L171 92V94H173V95H170V91H168L169 93H164ZM219 88V87H218ZM221 88H223V86H221ZM234 88V89H235ZM10 89H11V87H10ZM18 89V88H17ZM27 89H29V87L27 88ZM37 89H39V91L37 90ZM102 89V88H101ZM9 90V89H8ZM7 90V91H8ZM12 91H13V89H11ZM11 90H9V91H11ZM19 90V89H18ZM21 90H23V89H20L19 91H21ZM33 90V89H32ZM78 90V89H77ZM83 90V89H82ZM88 90V89H87ZM91 90V89H90ZM98 90V89H97ZM103 90V89H102ZM168 90V89H167ZM176 90V91H175ZM1 91V90H0ZM6 91V92H7ZM16 91V90H15ZM25 92H26V90H24ZM23 91V92H24ZM34 91V90H33ZM32 91V92H33ZM36 91H35V93H36ZM89 91V90H88ZM94 91V90H93ZM104 91V90H103ZM106 91V90H105ZM28 92V91H27ZM31 92V93H32ZM73 92H75V91H73ZM85 92V91H84ZM91 92V91H90ZM90 92H89V94H90ZM101 91H99V93H100ZM113 92V94H116V93H114ZM124 92H126V90H124ZM123 92V93H124ZM176 92V93H175ZM224 92L226 93L225 95H223L224 94ZM231 92H234L233 94H231ZM14 93V92H13ZM16 93V92H15ZM18 93V92H17ZM21 93V92H20ZM86 93V92H85ZM104 93V92H103ZM106 93V92H105ZM239 93H238V95H239ZM0 94H1V92H0ZM9 93H7V95H8ZM22 94H24V93H22ZM21 94V95H22ZM26 95H27V93H25ZM34 94V93H33ZM112 94V95H113ZM119 96H120V92L119 93H117ZM122 94V93H121ZM128 94V93H127ZM165 94V95H164ZM30 95V94H29ZM105 95V94H104ZM103 95V96H104ZM166 95H168V96H166ZM236 95H237V93H236ZM2 96V95H1ZM17 96V95H16ZM34 96H36V94L34 95ZM93 96V95H92ZM91 96V97H92ZM97 96H98V93H97ZM107 96V95H106ZM105 96V97H106ZM119 96H117L116 95V97H119ZM122 96V95H121ZM126 96V95H125ZM139 96V95H138ZM172 96V97H171ZM7 97H10V96H7ZM73 100V102H70V101H72V100H70L69 101V99L70 98ZM114 97H115V95H114ZM124 97V96H123ZM135 97V96H134ZM134 97H133V99H134ZM171 97V98H170ZM17 99H18V96L16 97ZM29 98V97H28ZM36 98V97H35ZM44 98H45V100H46V98H47V102H48V100L50 101L49 103H46L45 101H44ZM69 98V99H68ZM92 98H94V97H92ZM97 98V97H96ZM101 98V97H100ZM100 98H98V99H100ZM103 98V97H102ZM102 98H101V100H102ZM121 98V97H120ZM119 98V99H120ZM126 98V97H125ZM127 98H129V97H127ZM142 98V99H143ZM242 98V97H241ZM3 98L2 97H0V102H1V100H2ZM6 99V98H5ZM98 99H96V101H98ZM106 99V98H105ZM116 99V98H115ZM153 99V100H152ZM10 99H8V101H9ZM13 100V99H12ZM14 100H16V99H14ZM29 100V99H28ZM95 100V99H94ZM108 100H110V98H108ZM122 100V99H121ZM127 100H129V99H127ZM135 100V99H134ZM133 100V101H134ZM139 100V99H138ZM3 101V100H2ZM7 101V100H6ZM17 101V100H16ZM20 101V100H19ZM26 101V100H25ZM33 101V100H32ZM38 100H35V102H37ZM143 101V100H142ZM149 101V100H148ZM147 101V103H150V102H148ZM160 101V102H159ZM170 101V102H169ZM246 101V100H245ZM5 102V101H4ZM11 102V101H10ZM14 102V101H13ZM18 102V101H17ZM27 102V101H26ZM28 102H30V101H28ZM63 102H64V105H63ZM68 102V103H67ZM69 102H70V104H69ZM120 102V101H119ZM119 102H118V104H119ZM129 102V101H128ZM6 103H8V102H6ZM67 103V104H66ZM72 103V104H71ZM133 103H135V102H133ZM137 103V102H136ZM14 104V103H13ZM16 104V103H15ZM22 104V103H21ZM20 104V105H21ZM25 104V103H24ZM44 104V105H45ZM55 104V105H54ZM68 104H69V107H68ZM76 104V103H75ZM100 104V103H99ZM110 104V103H109ZM115 104V103H114ZM120 104H122V102L120 103ZM127 104V103H126ZM139 104L141 105L142 103H140L139 102ZM229 104H231L230 106H229V109H230V111L228 110V107L226 106V105H229ZM232 104L234 105V104H236V106H238V108L236 107V106H234V107H236L237 109H233V106H232ZM1 105H3V103L1 102ZM19 105V106H20ZM30 105H31V103H30ZM38 105V106H39ZM67 105V107L65 108V109H63L65 106ZM101 105V104H100ZM104 105V104H103ZM116 105H117V102H116ZM139 105V106H140ZM145 105V104H144ZM143 105V106H144ZM150 105V104H149ZM260 105H263L262 106V109L260 108ZM6 106V108L8 109L9 107L7 106V105H5ZM28 106V105H27ZM33 105H31L30 107H32ZM46 106V107H47ZM76 106V105H75ZM120 106H123V105H120ZM143 106H141V107H143ZM231 106H232V108H231ZM4 107V106H3ZM11 107V106H10ZM21 107V106H20ZM37 107V106H36ZM45 107V106H44ZM43 107V108H44ZM54 107V108H53ZM79 107V108H78ZM100 107V106H99ZM101 107H105V106H101ZM113 107V106H112ZM124 107V106H123ZM138 107V106H137ZM158 107V106H157ZM159 107H162V105H159ZM225 107H226V109H225ZM5 108V107H4ZM18 108V107H17ZM39 108H40V106H39ZM42 108V107H41ZM42 108V109H43ZM80 108V109H81ZM97 108V107H96ZM95 108V109H96ZM106 108V110H107V107H105ZM130 108V107H129ZM148 108V107H147ZM154 108H156V107H153V109ZM1 109H2V106H1ZM7 109H5V111L7 110ZM20 109H22V108H20ZM30 109V108H29ZM36 109V108H35ZM58 109H61V107H59ZM57 109V110H58ZM72 109H74V108H72ZM71 108H70V113H72L71 111H76V113H74V114H76V115H74L75 116V119H80L81 117H83L84 116V118H86V115H84V111L83 112H81V110L79 111V114L80 113H82L81 115H83V116H79L80 118H78V116H77V113H78V111H77V109L75 108L74 110H72ZM91 109V110H92ZM102 109V108H101ZM104 109V108H103ZM116 109V111H117V109H120V108H115ZM123 109V108H122ZM122 109H120V111H122ZM125 109V108H124ZM217 110V111H215V112H212V110ZM231 109H233V110H231ZM23 110H24V108H23ZM28 110V109H27ZM33 110V109H32ZM46 110V108L44 109V111ZM68 110H66V111H68ZM97 110V109H96ZM100 110V109H99ZM110 111H111V109H109ZM131 110V109H130ZM133 110V109H132ZM2 111V110H1ZM10 111H11V108H10ZM13 111V110H12ZM25 111V110H24ZM37 111V110H36ZM40 111V110H39ZM43 111V112H44ZM48 111H50V110H48ZM53 111V112H54ZM93 112L95 111V110H92ZM100 111H102V110H100ZM115 111V110H114ZM142 111H143V109H142ZM146 111V110H145ZM144 111V112H145ZM149 111H151V110H149ZM42 112V113H43ZM52 112V111H51ZM55 112H57V111H55ZM62 112V111H61ZM87 112V113H88ZM123 112H124V110H123ZM123 112H120V114L121 113H123ZM141 112V111H140ZM3 113V112H2ZM9 113V112H8ZM16 113V112H15ZM34 114H35V112H33ZM45 113V112H44ZM90 113V112H89ZM92 113V112H91ZM104 113V112H103ZM110 113V112H109ZM116 113V112H115ZM114 113V114H115ZM125 113H126V111H125ZM5 114V113H4ZM11 114V113H10ZM9 114V115H10ZM18 114V113H17ZM31 114H32V111H31ZM46 114H50V113H46ZM54 114H56V115H58L59 116V112H57V113H54ZM62 115H63V113H61ZM69 114V112L67 113V115ZM99 114V113H98ZM102 114V113H101ZM0 115H1V113H0ZM6 115V114H5ZM22 115V114H21ZM37 115V114H36ZM56 115L54 116V117H56ZM62 115H60V116H62ZM65 115H66V112H65ZM66 115V116H67ZM103 115V114H102ZM108 115V114H107ZM122 115V114H121ZM124 115V114H123ZM139 115V114H138ZM142 115V114H141ZM7 116H8V114H7ZM18 116V115H17ZM31 116V115H30ZM34 116V115H33ZM44 116V115H43ZM69 116V115H68ZM72 116H73V113H72ZM87 116H89V115H87ZM91 116H92V114H91ZM117 116V115H116ZM134 116V115H133ZM147 116H148V112H147ZM6 117V116H5ZM27 117V116H26ZM100 117V116H99ZM104 117V116H103ZM16 118V117H15ZM39 118V117H38ZM48 118V117H47ZM46 118V119H47ZM57 118V117H56ZM60 118V117H59ZM64 118V117H63ZM74 118V117H73ZM72 118V119H73ZM91 118V117H90ZM89 118V119H90ZM97 118H98V116H97ZM102 118V117H101ZM33 119V118H32ZM44 119V118H43ZM53 119V118H52ZM87 119H88V117H87ZM88 119V120H89ZM124 119V118H123ZM127 119V118H126ZM137 119V118H136ZM144 119H145V117H144ZM147 119H148V117H147ZM149 119H151V118H149ZM51 120V119H50ZM70 120V119H69ZM74 120V119H73ZM80 120H82V119H80ZM87 120V121H88ZM153 121L152 123H154V122H158L157 120L156 121ZM13 122H14V120H12ZM21 121V120H20ZM35 121V120H34ZM57 121V120H56ZM77 121V120H76ZM90 121H91V119H90ZM89 121V122H90ZM128 121H130V120H128ZM134 121V120H133ZM152 120H150V122H151ZM9 122H10V120H9ZM8 122V123H9ZM12 122V123H13ZM54 122V121H53ZM68 122H70V121H68ZM75 122V121H74ZM78 123L77 124H79V121H77ZM82 122V121H81ZM81 122H80V124L79 125H81ZM111 122V123H110ZM84 124H82L81 125V129H83V126L85 125V122H83ZM88 123V122H87ZM109 123L111 124V125H109ZM124 123V122H123ZM123 123L121 124V125H123ZM129 123V122H128ZM90 125H92V123H89ZM88 124V125H89ZM37 125V124H36ZM60 125V124H59ZM64 125V124H63ZM70 125H72V123H70ZM69 125V126H70ZM76 125V124H75ZM88 125L86 124L85 126H87L88 127ZM94 125V124H93ZM133 125V124H132ZM131 125V126H132ZM139 125H141V124H139ZM62 126V125H61ZM65 126V125H64ZM73 126H74V124H73ZM73 126H71V128H74ZM100 126V130H101V127ZM123 126H126L127 127V125H123ZM149 126V125H148ZM8 127V126H7ZM77 127V126H76ZM80 127V126H79ZM87 127H86V129H87ZM90 127H94V126H90ZM112 127V126H111ZM115 127V126H114ZM135 127V126H134ZM38 128V127H37ZM61 128V127H60ZM89 128V127H88ZM95 127H94V129H96ZM113 128V127H112ZM129 128V127H128ZM128 128H125L126 129V131H128L127 129ZM151 128H154V127H152V124H151ZM165 128H167L166 126H165ZM3 129V128H2ZM85 129V128H84ZM85 129V130H86ZM94 129H93V131H92V128H89V130H90V135H91V132H92V134H93V132H94ZM142 129V128H141ZM32 130V129H31ZM42 130V129H41ZM66 130V129H65ZM77 130H79L78 128H77ZM88 130V129H87ZM103 130V129H102ZM102 130H101V132H102ZM117 130V131H116ZM165 130V129H164ZM263 131L262 133L260 132V131ZM82 131L83 130H81V133H82ZM137 132H138V130H136ZM145 131V130H144ZM165 131H167V130H165ZM258 131L261 133H258ZM8 132V131H7ZM57 132V131H56ZM100 132V133H101ZM129 133H130V131H128ZM136 132V133H137ZM248 132H252L251 134H249ZM2 133V132H1ZM63 133V132H62ZM76 133V132H75ZM78 133V132H77ZM85 133H88V132H85ZM131 133H134L135 134V131L133 130V129H131ZM140 133H142V130H141V132ZM145 134H147V131H145L144 132ZM6 134V133H5ZM4 134V135H5ZM11 134V133H10ZM19 134V133H18ZM80 134V133H79ZM99 134V133H98ZM188 134L189 135H194L195 137H198L197 139H198V141H196V138L193 136V137H191L192 138V140H193V138H194V140H195V142H198L199 144L202 142V141H206V142H204V151H205V143H206V146L208 147V152H207V154H206V152H205V156H200L199 155V153L200 152H198V153H196V151L195 150H197V148L198 147H192L193 145H198L197 143H190L189 141H187V143L185 142V144H182V143H184V141L181 143L182 145H185L183 148H181V152L180 151H178V152H180V153H178L177 151H170L169 149H168V147H169V144H173L176 140V142H178L179 141V138H180V140H183V139H185V138H183V136L185 137V136H187V137H189L188 136ZM260 134V135H259ZM82 135H83V133H82ZM82 135H80V138H81V136ZM89 135V136H90ZM116 135V137L119 139V137H121V136H117ZM129 135V134H128ZM177 135H182V136H177ZM249 135H251L250 136V138H247L246 136H249ZM49 136V135H48ZM66 136V135H65ZM84 136V135H83ZM86 136V135H85ZM84 136V137H85ZM87 136H88V134H87ZM86 136V137H87ZM107 136V135H106ZM247 138L246 140H243L242 138ZM79 137V136H78ZM85 137V138H86ZM93 137V136H92ZM105 137V136H104ZM103 137V138H104ZM109 137V136H108ZM178 137V138H177ZM7 138V137H6ZM43 138V137H42ZM50 138V137H49ZM68 138V137H67ZM84 138V139H85ZM93 138V139H94ZM176 138V139H175ZM190 138V137H189ZM241 138V139H240ZM45 139V138H44ZM68 139H70V138H68ZM76 139V138H75ZM82 140H83V138H81ZM89 139H90V137H89ZM88 138L86 139V140H84V141H87V142H89L88 140H89ZM106 139H108L109 140V138H107L106 137ZM111 139V140H112ZM187 139V138H186ZM240 139V140H239ZM1 140V139H0ZM41 140V139H40ZM104 141H105V139H103ZM107 140V141H108ZM190 140V139H189ZM243 140V141H242ZM5 142H6V140H4ZM9 141V140H8ZM44 141V140H43ZM46 141V140H45ZM74 140H72V143H74L73 142ZM103 141V142H104ZM126 141V142H125ZM239 141H241V142H239ZM2 142V141H1ZM54 142V141H53ZM76 142V141H75ZM79 142V141H78ZM90 142H91V140H90ZM93 142H94V140H93ZM95 142V143H96ZM109 142H111L110 140H109ZM111 142V143H112ZM175 142V143H176ZM180 142V141H179ZM189 142V143H188ZM193 142V141H192ZM141 143V142H140ZM207 143L209 144V145H207ZM210 143L212 144V145H210ZM6 144V143H5ZM30 144V143H29ZM59 144V143H58ZM80 144V143H79ZM87 144V143H86ZM89 144H87L86 146H88ZM110 144V145H109ZM186 144L188 145V146H186ZM202 144V143H201ZM75 145V144H74ZM101 145H102V143H101ZM190 145V146H189ZM62 146V145H61ZM71 146H73V145H71ZM85 146V145H84ZM83 146V147H84ZM144 146H146V147H148L147 145H144ZM201 146V147H202ZM211 146V147H210ZM7 147V148H6ZM69 147V146H68ZM77 147H78V145H77ZM143 147V146H142ZM192 149H191V148ZM200 147V148H201ZM88 148V147H87ZM190 148V149H189ZM196 148V149H195ZM18 149V148H17ZM20 149V148H19ZM19 149H18V151H19ZM62 149V148H61ZM89 149V148H88ZM142 149V148H141ZM199 149V148H198ZM202 149V148H201ZM201 149H199V150H201ZM9 150H10V148H9ZM50 150V149H49ZM52 150V149H51ZM56 150V149H55ZM59 150V149H58ZM96 150V151H95ZM192 150H194V151H192ZM12 151H14L13 152V155L11 154L12 153ZM17 151V152H18ZM21 151V150H20ZM40 151V150H39ZM68 151V150H67ZM82 151V150H81ZM89 151V150H88ZM87 151V152H88ZM138 152L137 154H139L138 156H139V158H138V156L136 155V153H133V152ZM198 151V150H197ZM204 151H201V152H204ZM22 152V151H21ZM20 152V153H21ZM23 152H25V151H23ZM76 152V151H75ZM86 152V151H85ZM90 152H92L91 151V149H90ZM96 152V153H95ZM140 152V153H139ZM195 152V153H194ZM26 153V152H25ZM25 153H23L24 155H25ZM29 153H30V151H29ZM34 153H35V155H36V153L38 154V151H35L34 150ZM34 153H33V155H32V158L31 159H33V157H34ZM46 153V152H45ZM69 153V152H68ZM71 153H72V151H71ZM77 153V152H76ZM81 153H84V152H81ZM117 153V154H116ZM153 157V162L155 163L154 165L158 168L159 166L158 165H160V164H162L163 165V163H162V160L164 161V163H166V159H167V161H168V163H170L172 160L171 159H173V161H175V162H172L173 164H174V166H175V164H176V161H177V165H180V166H178V167H180L179 169L177 168V167H172V168H170L167 172H164V173H166L165 175H163V174H157L158 172L156 171V167H152V166H150V164L151 165H153V163H150V161H149V168H154V170L152 169V171H150V170H145L146 168L148 169V165L147 164H145L144 163V161L146 160V158H148L149 159V156H147V155H149V154ZM181 153H187V155L189 156V157H191L190 159L191 160H187V158L189 159V157L187 156V155H185L186 156V160H181V157H183L184 155L182 154V156H180V154ZM28 154V153H27ZM31 154V153H30ZM50 154V153H49ZM74 154V153H73ZM72 154V155H73ZM92 154V153H91ZM145 154V155H144ZM190 154H192L191 156H190ZM18 155V156H17ZM77 155V154H76ZM92 155V156H93ZM122 155V154H121ZM120 155V156H121ZM128 155V156H127ZM203 155V154H202ZM21 156H23V155H21ZM26 156V155H25ZM28 156V155H27ZM27 156L25 157V158H27ZM30 156V155H29ZM39 156V155H38ZM38 156H35V157H38ZM57 156V155H56ZM74 156H75V154H74ZM88 156H89V154H88ZM117 156V157H116ZM170 156V158H168ZM175 156V157H174ZM176 156H177V158H176ZM178 156L180 157V159H178ZM31 157V156H30ZM40 157V156H39ZM69 157V156H68ZM79 157H82V155L80 156L79 155ZM96 157V156H95ZM98 157V156H97ZM131 157V158H130ZM146 157V158H145ZM194 157V158H193ZM83 158V157H82ZM82 158H80V159H82ZM88 157L86 156V158H85V160L87 159ZM92 158V157H91ZM144 158V159H143ZM183 158H185V157H183ZM193 158V159H192ZM27 159H29V157L27 158ZM59 159V158H58ZM77 159V158H76ZM151 159V158H150ZM149 159V160H150ZM165 159V160H164ZM168 159H170V160H168ZM247 159H252V162H251V160L250 161H248ZM13 160V161H14ZM17 160V161H18ZM21 160V159H20ZM26 160V159H25ZM24 160V161H25ZM36 160H39V159H36ZM35 160V161H36ZM48 160V159H47ZM134 160V161H133ZM23 161V162H24ZM31 161V160H30ZM32 161H34V159L32 160ZM34 161V162H35ZM42 161V160H41ZM55 161V160H54ZM79 161V160H78ZM81 161V160H80ZM83 161V160H82ZM81 161V162H82ZM141 161L143 162V163H141ZM178 161H180L179 163H178ZM23 162H21V163H23ZM26 162V161H25ZM66 162V161H65ZM73 162V161H72ZM108 162H111L110 163V165L112 166V167H117V166H114V165H119L118 166V168H116V170L118 169L120 172L119 173H117V171H114V172H116L115 174H124V177H126V175L128 176V177H130L131 176V174L132 173H134L133 174V176H131L130 177V179L128 178V177H126V178H123V179H118V177H122V175H120V176H118L117 177V175L115 176V177H117V178H111V177H108V178H106V177H104L103 175H106V174H108L109 176H111V174H109V173H105V172H103L102 173V175H101V173L99 174L97 171H100V169H101V171L100 172H102V170L106 167V165H107V168L106 169H108L109 168V163ZM130 162V161H129ZM148 162V161H147ZM160 162V164H158ZM17 163V162H16ZM29 163V162H28ZM32 163V162H31ZM36 163V162H35ZM39 163V162H38ZM79 163V162H78ZM167 163V164H168ZM14 164V165H13ZM73 164V163H72ZM129 164V163H128ZM147 166L146 168H145V165ZM158 164V165H157ZM173 164H172V166H173ZM23 165V164H22ZM35 165V164H34ZM38 165V164H37ZM43 165V164H42ZM41 165V166H42ZM60 165V164H59ZM109 165V166H108ZM153 165V166H154ZM176 165V166H177ZM52 166V165H51ZM110 166V167H111ZM164 166V165H163ZM37 167V166H36ZM43 167V166H42ZM56 167V166H55ZM85 167V168H84ZM88 167H91V168H93V169H91V168H88ZM111 167V168H112ZM181 167H187V168H185L184 170H183V168H181ZM27 168V167H26ZM40 168V167H39ZM47 168V167H46ZM58 168V167H57ZM61 168V167H60ZM111 168H109L108 170L109 171H111ZM44 169V168H43ZM48 169V168H47ZM62 169V168H61ZM67 169V168H66ZM82 169H86V170H88V169H90V170H88V173L86 172V170H82ZM187 169V170H186ZM188 169H189V171L190 172H192L193 173V171L199 176V177H197L196 178V175L194 174V176L195 177H193V175L191 174V179L189 180V178L187 177L186 178V176H183V175H185L184 174V172L185 171H187L186 173L188 174L189 172H188ZM20 170H23L26 174H22L21 172H19ZM38 170H40V169H38ZM93 170V171H92ZM108 170H106V171H108ZM114 170V169H113ZM112 170V171H113ZM158 170V169H157ZM179 170H183L184 172H182L181 171V174L183 173V175H181L180 174V171ZM34 171V170H33ZM43 171V170H42ZM46 171V170H45ZM48 171V170H47ZM46 171V172H47ZM67 170H65V171H63V172H66ZM82 171H84V172H86V174H88V175H91L92 177H87V176H85L84 174V172H82ZM92 173V172H95L94 174H90V172ZM103 171H105V170H103ZM153 171H155V172H153ZM179 171V172H178ZM96 172L98 173L96 176L98 177V175H101L102 177L100 178V176L97 178V177H94L95 179H93V176L96 174ZM114 172H112V173H114ZM121 172H124V173H121ZM236 172H240V174H242V175H237V174H235ZM40 173V174H39ZM51 173V172H50ZM53 173V172H52ZM51 173V174H52ZM82 173H84V174H82ZM105 173V174H104ZM131 173V174H130ZM231 173H233V174H235V176H242V179H240V178H238V179H236V180H232L233 178H229L228 176H229V174H231ZM49 174L48 173V175L49 176H55V172H54V175L52 174ZM58 174H56V176L57 177H59L58 176ZM70 174V175H69ZM114 174V175H115ZM186 174V175H187ZM107 175V176H108ZM114 175H112V176H114ZM177 175V176H176ZM55 176V178H57ZM69 176L71 177H74L73 178V180H75L74 181V183H77L78 184V186H82V187H84L85 185H86V189L87 188H91L92 189V191L93 190H95L94 191V193H96L97 194V192H98V196H101L102 195V197L103 198H99L98 196V198H92L90 201H93V203L94 202H96L97 204L99 203V205H102V206H107V207H109V206H111L110 208H113V209H116L115 211H112V212H110V213H112L113 214V212H116V211H118V210H122L123 211V213H124V215H125V212L127 211H129L130 210V208H128V209H124L123 210V205H124V203H122L123 205H115V203H113L114 202V200L116 199V197L114 198V192L115 191H117L118 190V192L117 193H123L124 195L123 196H125V195H127L125 198H126V200L124 199V197H119L120 198V200H122V198L124 199V200H122V201H126L125 202V205H126V203H127V200L128 199H130V200H132V202L129 200V203H133V204H136V205H132L133 207H137L135 210L137 211L139 208L141 209V211H145L146 212V216H145V220H143V222L145 223L146 222V224L148 223L149 224V227H150V225L151 226H154V229H155V231H156V229L159 231V234L158 233H155V235L154 236H152L151 238H153L151 241H150V239H149V235H147L148 236V239H149V241H147V242H140L139 243V246L140 247H137L138 246V242L136 243V246L134 245V244H132V245H130L128 242H127V247H126V241L127 240H131L132 241V235L133 234H131V238L129 237L130 235H128L129 233H127V231L126 232H124V234H126L127 233V235H128V238H130V239H127V240H125V241H123L126 237L125 236H123L124 237V239H122L121 237V240H122V242L121 241H118L117 240V237L115 236L114 238H113V236H110L109 234V236L108 235H105V233H103V232H101V234L99 233V234H97L96 232H97V230H98V226L96 227L97 228V230H96V232L95 233H92L93 235H97V236H95L96 238H93V236L91 235V233L90 232H88L84 237H81V236H77V238H79V239H77V240H79L77 243H76V245L75 246H68L69 245V243L67 244V243H64V241H62V240H60V239H58V235L59 234H61V232H63L62 231V229H64L66 226H64V224H63V227L60 229V228H58L59 230H57L56 229V227H54V229L53 228H49L47 225H49L50 223H52V222H54V221H56V222H62V221H66V219L65 220H63L66 216H64V218L62 217V220L61 219H59V217H61L62 215H61V212L62 213H64V215H65V212H63V211H65L64 209H66L65 207L66 206H64L65 204V202H66V199H67V197L66 196H68V194H69V196L70 195H72V194H70L69 193V186H68V181H69ZM85 176V177H84ZM181 178V181H182V179H183V181L185 182V184H186V189L184 190L183 188H185V187H182L181 188V186L182 185H180V187L178 186V183H177V185H174L176 182H174L173 180H174V178L176 177V178H179V177ZM188 176L190 177V175L188 174ZM232 176V175H231ZM50 177V178H51ZM52 177V178H53ZM87 177V178H86ZM120 177V178H121ZM192 177H193V179H192ZM233 177H234V175H233ZM186 178V179H185ZM194 178H196V179H194ZM28 179H30V181H27ZM34 180H35V178H33ZM33 179H32V181H33ZM60 179V178H59ZM172 179V184L170 183V180ZM189 180L188 182H186V180ZM235 179V178H234ZM240 179V180H239ZM40 180V181H41ZM56 180V179H55ZM57 180H58V178H57ZM70 180H72V179H70ZM145 180V181H144ZM148 180V181H147ZM194 180V184L192 183V181ZM31 181V182H32ZM51 181H52V179H51ZM59 181V180H58ZM146 181H147V183H146ZM176 181H178L177 179H176ZM190 181H191V185H190V188L188 187L189 186V184H190ZM262 181V182H261ZM27 182H29V184H27ZM34 182V181H33ZM32 182V183H33ZM37 182H38V185H37ZM144 182V183H143ZM151 183V185H149L150 183ZM179 182V181H178ZM196 182V183H195ZM259 182H261L262 184V186H260V187H256L258 184H256V183H259ZM31 183V184H32ZM148 184V185H146V184ZM77 184H76V186H77ZM164 184H166V185H168V184H170V185H173L174 186V188H175V191H174V188H173V186L169 189V188H167V186H166V189H169V190H166V189H163V188H160L161 186H164ZM180 184V183H179ZM182 184V183H181ZM185 184H183V186L185 185ZM195 184H197L198 186L199 185H207L208 187L209 186H215V188L217 187V189L216 190H214V191H210V193H209V189H207V191H208V193L207 192H205L206 191V188L205 187H207V186H204L203 188H205V191H203V189H201V187L199 186H197L196 185V187H198V189H200V190H197V188L195 187ZM253 184H256L255 185V187L257 188V190L259 191V192H256L255 190V192L252 190V189H255L254 187H253ZM34 185H37V186H34ZM74 185V184H73ZM188 185V186H187ZM192 185H194V186H192ZM260 185V184H259ZM64 186H67V188H65ZM94 188H92V187ZM113 187L114 186V188H116V189H114L115 191L111 194V197H109V198H107L106 197V199L107 200H105L104 198H105V194L108 192V195H109V192H110V190H111V188H109V187ZM164 186V187H165ZM175 186H177V187H175ZM250 186H252V189L250 190V188H249V190H247V188L248 187H250ZM100 187H106L105 189H106V193H104L105 192V189H102L101 190V188ZM191 187H192V189H193V191H203L204 193H202V191H201V193H194V194H192V189H191ZM207 187V188H208ZM77 188L78 187H76V190H77ZM108 188H109V190H108ZM158 188V189H157ZM195 188V189H194ZM212 188V187H211ZM214 188V189H215ZM259 188V189H258ZM66 189V190H65ZM81 189V188H80ZM79 189V190H80ZM85 189V188H84ZM180 189V191H181V194L180 193H178V190ZM181 189H183L185 192H187L186 190H188V192H187V194L189 193L190 194V192H191V194L190 195H187V196H189V197H186L185 195H183V196H185L186 198H182V192H183V190H181ZM191 189V190H190ZM68 190V191H67ZM72 190V189H71ZM70 190V191H71ZM73 190H75L74 188H73ZM72 190V191H73ZM79 190H77V191H75V192H80ZM82 190V189H81ZM108 190V191H107ZM155 190H157V191H159L158 192V194H157V196H155V193H154V191ZM189 190H190V192H189ZM213 190V189H212ZM247 190V191H246ZM72 191H71V193H72ZM84 191V190H83ZM82 191V193H84ZM103 191V192H102ZM113 191V190H112ZM251 191V192H250ZM87 192H89V191H87ZM86 193V192H85ZM84 193V194H85ZM91 194L93 193V192H90ZM89 193V194H90ZM116 193V194H117ZM76 194V193H75ZM80 194V193H79ZM88 194V193H87ZM89 194H88V196H89ZM120 194H118L117 195V199H119L118 198V196H120ZM179 194H180V196H179ZM184 194V193H183ZM73 195H74V193H73ZM122 195V194H121ZM69 196H68V198H69ZM85 195H81V198L82 197H84ZM92 196H95V195H93L92 194ZM91 196V197H92ZM35 197H38V200L40 199V198H42L43 200L44 199H46L47 200V202L45 201H43L45 204H46V207H45V205H44V207H45V209H50L51 211L54 209L55 210V212H54V214L53 213H51V214H48V216H53V217H51V218H48V216H46L45 214H43V212L45 211V209L43 208V207H41L42 209H44L43 211H41V209L39 208V207H37V208H39V209H30V205H31V207H33L32 206V204H30V201H31V203H35V202H32V201H34V200H31V199H37V198H35ZM78 197V196H77ZM87 197V196H86ZM86 197H84L85 198V200H88V203L90 204V202H89V199H90V197H89V199H88V197H87V199H86ZM114 199H113V198ZM73 198V196H71V199ZM74 198H75V196H74ZM80 198V197H79ZM84 198H83V201H84ZM49 199V200H48ZM203 199L205 200V202H206V205L205 204H203V205H201V203H202V201H203ZM67 200H69V199H67ZM73 200V199H72ZM79 199H77V200H73V201H78ZM120 200L117 202V203H119L120 202ZM202 200V201H201ZM41 202H42V200H40ZM59 201V202H58ZM72 201V202H73ZM82 201V200H81ZM81 201H79V203L81 202ZM117 201V200H116ZM37 202H39V201H37L36 200V206H38V204H37ZM40 202V204H42ZM64 202V203H63ZM70 202V201H69ZM84 202H86V201H84ZM84 202H82V203H84ZM201 202V203H200ZM213 203V204H211V206H207V205H209V203ZM43 203V204H44ZM64 205H63V204ZM67 203V202H66ZM74 203V202H73ZM72 203V204H73ZM93 203H91V204H93ZM116 203V204H117ZM128 203V204H129ZM177 203V205H176V207L178 206H180V204L179 203H181V206L179 207V208H181V207H183L185 204H186V208H188V210L185 208V209H179V210H181V212H177V210H176V208L173 210V207H171L172 206V204H176ZM68 204V203H67ZM72 204H71V207H72ZM86 204V203H85ZM95 204V203H94ZM97 204H96V208H97ZM115 206H114V205ZM179 204V205H178ZM183 204V205H182ZM200 204V205H199ZM33 205H35V204H33ZM62 205V206H61ZM69 205V204H68ZM74 205V204H73ZM77 205V204H76ZM73 206V208H69V209H74L75 210V208L74 207H78L79 206V204H78V206ZM62 207V209H63V211L61 210V212H59V213H57L58 215H60V216H58V218L56 217L57 215H55V213L57 212V210L56 209H58V210H60L61 209V207ZM64 206V207H63ZM70 206V205H69ZM120 206H122L121 208L122 209H120L119 207ZM127 206V205H126ZM125 206V207H126ZM129 206V205H128ZM80 207V206H79ZM86 208H89L87 205L85 206ZM93 207V206H92ZM89 208V209H93V208H95V207H93V208ZM106 207V208H107ZM116 207V208H115ZM177 207V208H178ZM100 209H101V206L99 207ZM105 208V209H106ZM109 208V209H110ZM117 208H119V209H117ZM127 208V207H126ZM78 209V208H77ZM85 209V208H84ZM100 209H98V210H96V209H93L95 212L97 211H99ZM112 209V210H113ZM133 209V208H132ZM140 209H139V211H140ZM33 210H35V211H33ZM53 210V211H54ZM73 210V211H74ZM79 210V209H78ZM108 210V209H107ZM107 210L105 211V212H107ZM182 210H185V211H182ZM28 211H30V212H28ZM47 211V210H46ZM50 211V212H51ZM72 211V210H71ZM72 211V212H73ZM81 212H84V211H82V208H81V210H80ZM89 211V210H88ZM91 211V210H90ZM131 211V210H130ZM48 212V211H47ZM47 212H44V213H47ZM66 212L68 213L69 212V210L67 211L66 210ZM75 212V211H74ZM85 212H87V210L85 211ZM84 212V213H85ZM94 212V213H95ZM96 212V214H98ZM104 212V214L106 215V213ZM131 212H134V211H131ZM76 213H78V212H76ZM100 213H102V211L100 212ZM109 213V214H110ZM117 213V212H116ZM119 213V214H118ZM118 215L119 216H114L113 215V218H114V220H116L115 219V217H119L120 218V214L122 213V212H119L118 211ZM122 213V214H123ZM141 213H144V212H141ZM141 213L139 212V214L141 215ZM69 214H71V213H69ZM86 214V213H85ZM88 214V213H87ZM121 214V215H122ZM128 214V213H127ZM130 214V213H129ZM133 214L134 213H132V214H130V215H132L133 216ZM138 214V213H137ZM147 214H148V216H147ZM78 215H79V213H78ZM83 215V214H82ZM101 215V214H100ZM108 215V214H107ZM106 215V216H107ZM144 215H145V213H144ZM72 216V215H71ZM70 216V217H71ZM85 216V215H84ZM106 216H104L103 214H102V216H98V218H99V220H98V222L100 221L102 224H104L105 226L106 225H108V226H110L111 225V222H113L114 224H113V226H117L116 224H115V222L116 221H114L113 220V218H112V215L110 216L109 215V218L108 217H106ZM127 216V215H126ZM129 216V215H128ZM138 216V215H137ZM82 217V216H81ZM93 217V216H92ZM122 217H125V216H123L122 215ZM121 217V218H122ZM143 217V216H142ZM147 217V218H146ZM74 218V217H73ZM76 218V217H75ZM88 218H90L89 216H88ZM126 218V217H125ZM124 218H122L121 220H123ZM134 220H136L135 218H133ZM57 220H60V221H57ZM69 219H67V221H68ZM81 220V219H80ZM127 220H129L128 218H127ZM133 220V221H134ZM78 221V220H77ZM88 221V220H87ZM86 221V222H87ZM92 221V220H91ZM118 221H120L119 219H118ZM123 221H125V219L123 220ZM132 221V220H131ZM132 221V224L134 223L135 224V222L137 221H134L133 222ZM55 222V223H56ZM98 222H97V224H98ZM99 222V223H100ZM69 223H70V221H69ZM68 223V224H69ZM93 223V222H92ZM101 223H100V226H101ZM117 223V222H116ZM122 223H124L125 224V222H119V224H120V227H123L124 225H122ZM127 223H128V221H127ZM126 223V224H127ZM139 224L140 225V223H141V220L140 221H138V222H136V224ZM60 224V223H59ZM88 224V223H87ZM125 224V225H126ZM131 224V223H130ZM131 224V225H132ZM136 224L135 225H133V226H135L136 227ZM51 225V224H50ZM56 225V224H55ZM70 225L71 224H69V230H68V233H69V231L71 230L72 232L73 231H75L76 229L75 228H73V229H75V230H73L72 228H70ZM90 225H91V223H90ZM129 225V224H128ZM52 226H53V224H52ZM51 226V227H52ZM89 226V225H88ZM96 226V225H95ZM147 226V225H146ZM57 227H58V225H57ZM71 227H73V226H71ZM74 227H75V225H74ZM82 227V226H81ZM90 227V226H89ZM118 227V226H117ZM126 227H128V226H126ZM126 227H123V228H126ZM139 227V226H138ZM143 227V226H142ZM156 227V228H155ZM88 228V227H87ZM90 228H92V227H90ZM95 228V229H96ZM119 228V227H118ZM122 228V229H123ZM130 228V227H129ZM146 228V227H145ZM144 228V230H146ZM152 228V227H151ZM78 229V228H77ZM95 229L93 228V230L95 231ZM119 229H121V228H119ZM121 229V230H122ZM142 229V228H141ZM140 229V230H141ZM64 230H66V228L64 229ZM67 230H66V235L68 236V234H67ZM82 230V229H81ZM92 230V232H94ZM126 230V229H125ZM139 230V229H138ZM153 230V229H152ZM77 231V230H76ZM78 231H80V229L78 230ZM118 231V230H117ZM147 231H148V229H147ZM151 231V230H150ZM65 232V231H64ZM63 232V233H64ZM98 232H99V230H98ZM132 232H134V231H132ZM62 233V234H63ZM108 233V232H107ZM117 233H119V231L117 232ZM150 233V232H149ZM81 234V233H80ZM147 234V233H146ZM151 234H152V232H151ZM82 236L84 235V234H81ZM62 236V235H61ZM65 236V235H64ZM64 236H62L63 238H64ZM147 236H145V237H147ZM61 237V238H62ZM72 236H70V238H71ZM136 237V241H137V235L135 236ZM134 237V238H135ZM60 238V237H59ZM66 238V237H65ZM73 238V237H72ZM139 238V237H138ZM141 238H143V237H141ZM141 238H140V240H138V241H141ZM76 239V238H75ZM144 239V238H143ZM58 240H60V241H58ZM65 240V239H64ZM67 240H68V238H67ZM145 240V239H144ZM147 240V239H146ZM131 241H130V243H131ZM58 242H60V243H64V244H66L65 246L64 245H61V244H59ZM121 242V243H120ZM133 242H135L134 240H133ZM149 242V243H148ZM74 243V242H73ZM73 243H72V245H73ZM123 244H125V246L123 245ZM68 248H69V250L70 251H68ZM175 249H177L178 251L176 252V250ZM71 250H72V252H71ZM69 252H71V253H69Z\"/></svg>",
    "mask_w": 264,
    "mask_h": 264
},
{
    "label": "rangeland",
    "instance_id": "2",
    "mask_svg": "<svg viewBox=\"0 0 264 264\" xmlns=\"http://www.w3.org/2000/svg\"><path fill=\"white\" fill-rule=\"evenodd\" d=\"M9 1V4L10 5H12V7L13 8H11L9 11L8 10H4V12L2 11V13H0V26H1V28H0V49H1V51H0V66H1V68H0V92H1V94H0V97H2L3 99V101L1 100V102L3 103V105H1V102H0V113H1V115H0V145L2 144V146H7V147H9L10 148V150H9V148H8V152H10L12 149H15V151L17 150L18 151V149H19V151L17 152H15L14 154L16 155V154H20V156L19 157H22V158H19V160L17 159L18 157H16V159L14 160V159H12V160H10L9 161V163L11 162V163H14L15 165H18V166H20V167H22L24 170H28L27 172H29V174L31 175V173L33 174H35V176H36V174L38 173V172H44L45 173V175L46 176H44V173H43V176L45 177V179L47 178V176L49 177V178H47V179H49L50 180V182H52V183H59V184H61V182L63 181V180H61L62 179V173H64V174H66V175H68V168H72L73 167V169H74V171L76 170L75 168H82V166H79V165H83L82 163L84 162H87V160H90V159H93V161H95V159H96V161H98V160H100L99 158H101V156H102V154L101 153H97V154H100V156L99 155H93V149H95V148H93L94 147V145L91 147V144H89V143H93V144H95V146H96V144H97V142H96V140H98V138H99V136L102 134V133H106L105 132V130H104V128H106V131H107V136L106 135H102V136H100V138H102V140L100 139V143H98V144H100V146H103L104 144V147H107L106 146V143H110L109 145V149L110 150H112L113 151V149H114V147H115V143L114 142H112L113 141V135L115 136V138L118 140V143H117V145L116 146H118V144H121V143H119V140H120V138H121V140H123V141H121V142H124V140H125V138H127L128 136L129 137H131V136H134V137H137L138 138V141H139V145H141V147H138L136 150H138V149H140V150H144L145 152H147V151H150V152H154L155 150L157 151V150H160L161 148H164V146L163 145H165L166 146V144L164 143V135H166V132H169L168 130H170L171 128V126L169 127L168 125H164V123H166V121H167V116L165 117H162V118H160L159 120L158 119H156L158 122H154V123H152L155 119H152V111L153 110H158V108H164L163 106H165V105H163V104H160V103H164V104H166L165 102H163V101H159L160 103H158V104H156V106H153V105H155L154 103L157 101L158 102V100L156 99V100H154L153 102L154 103H152V101L150 100V99H148V100H144V98H143V96H144V91H141L139 94H137V93H135L134 94V96H130V94H129V90L131 89V88H137L138 86H139V84H144V85H147V84H145V83H149V82H151V83H149V84H152V81H148V79H146L145 80V78H148V77H143V79L146 81L145 83H144V80H142V81H140L141 79H142V77H140V76H143V75H147L148 73H150V71H151V75L153 74L154 76H159V78L161 79H159V81H163V76H165L166 75V73H167V75H172V73L170 72H167V70H165V69H162V70H160V69H158L156 66H153V67H155L154 69H153V67H152V65H149V64H147V63H142V62H140V61H144V62H146V60H148V59H152V61H155V63H157L158 62V65L159 66H161V67H163L164 66V64H162V63H166V65L163 67V68H170V70H171V67H170V62H169V64L167 63L169 60L168 59H164V57H166V55H171V54H165V53H163V51H161L162 50V48H161V50H160V46H159V44L158 45H155L154 46V48H152V46L150 45V44H145L144 42H143V37L141 36V37H139L138 35H133L134 36V39H132L133 38V36L131 37V39H130V37H129V35H127L126 33H129L130 35L131 34H133L132 33V31H130L131 29H129V28H134L135 27V25L137 24L138 25V22L137 21H142L145 17H148L149 16V13L148 14H146V13H144L145 15H142L141 14V16L140 17H138L139 18V20L137 19V18H135V20H137L136 22L137 23H135V20H134V18H132V17H136L138 14H136V13H141V11L139 12V10H138V12L134 9V11H131L129 8L127 9L128 11H129V15L131 14V13H133V14H135V16L134 15H130L129 17H127V20H128V18H130V20H129V22L128 21H126V19H123V20H125V22L127 23H129L130 24V21H132V25L130 24L129 26H128V23H127V29H123L122 28V26L123 27H126V26H124V23L121 21V20H119L118 18V15H117V13H115L114 11H116L117 12V8H119L120 7V9L119 10H123V9H121V7H125V5H126V1L127 0H124V5H123V1L121 2L120 0H112L113 1V3H111V2H109L110 0H108V4L109 5H107V2H106V0L104 1V3L108 6H106L107 8H109L110 9V11L111 12H113V13H107V11L109 10V9H105V11H106V13L105 12H103V13H105V14H107V16H109V17H107V16H105V14H103V17L105 18V19H107V21L111 18V16L112 17H114L115 15H114V13L116 14V16H117V18H116V16L114 17V19H116V22H115V20L113 19V18H111V19H113V21L112 20H109V23H106L107 21L106 20H104L103 18H99V17H97V16H95L94 17V15L92 16V14L91 13H89V12H85V10H82L81 8H79L78 7V0H77V3H76V0H69V1H67L66 3H65V1H63L62 2V0L61 1H59V0H53L52 2H55V1H57V3L59 4V5H61L60 3H62V5L61 6H63L64 7V9H66L67 11H69L74 17H77V19H80L81 20V22L83 21V23L84 24H87V25H89L88 26V30H90L89 32H87V33H92L91 35L90 34H85L84 35V28H81L80 30H79V28H72L73 27V25L71 24V23H69L68 21H69V19L66 21V18H62L63 20H62V24L63 25H61V28H59L58 29V32L57 33H59V35H61V37L60 36H55L57 39H58V37H59V41H61L62 43H65V42H67V41H69V42H71L72 40H76L77 42H78V48H74L75 50H78L79 51V53L80 54H83V53H86L87 52V46H89V44L88 43H90V44H95L96 42V50L90 55L89 54V56L88 55H86L87 56V59H86V61H85V58H84V60H82V57H81V55H74L73 56V54H72V56L74 57H72L71 56V54L70 53H72V52H70V51H68V50H66L65 49V47H63V48H61L60 46L61 45H58V43L57 42H55V41H53L52 42V40L50 39L51 37H50V35L47 33L48 31L47 30H45V32H43V30H40V29H42L44 26H42L43 24L42 23H40V21L38 22V20H40L39 18H35L34 17V20H33V17L32 16H30V14L27 12V10L25 9V8H23L22 6H20L21 4H20V2H19V0H8ZM13 1V2H12ZM118 1H120V3H117ZM159 1H161V0H159ZM158 1V2H159ZM167 1L168 0H163L162 2H161V4L163 3V4H165V5H163L162 4V6H164V8H166L165 6L167 5V8L169 9V13H170V8L169 7H171L172 5H170L169 7H168V4H167ZM170 2H171V4H173L174 5V8H176L175 6H177L178 8H176L179 12H177V10L176 9H173V8H171V12H172V10H174V12L175 13H177L176 15H177V17H178V15H179V18L180 19H184V18H182V17H184L183 15H182V13L183 14H185L186 15V17L185 18H187V19H190V16H192L194 19H195V17H196V19H197V17H198V19H200V20H202L203 18L205 19L206 18V15H208V11H207V8H205L204 6H200V5H198V7H197V5H196V3H192V2H195V1H192V0H169ZM215 1H217V0H214V2ZM219 1V0H218ZM217 1V5L219 6V8H220V10H221V7H223V2L222 1H219L218 2ZM115 2V3H114ZM170 2H168V3H170ZM188 2V3H187ZM222 2V3H221ZM252 2H253V0H251V2L250 1H248L247 2V4H243L242 6H243V11H244V13H245V10L246 11H248V17L246 18V19H248L249 20V22H251L250 20H253V19H249L250 17V15L252 14V18H255L256 19V17L255 16H257V19H256V21H258L257 22V27L259 28H261V27H263V26H259L261 23V25H263V23H264V15H263V13H264V9H262L263 10V12L261 11V9L260 8H258V7H256L255 5H253L252 4ZM16 3H18V5L19 6H17V4ZM56 3V2H55ZM65 3V4H64ZM69 3V4H68ZM71 3H73V4H71ZM76 3V4H75ZM90 5H87V6H89V7H91V5H92V7L91 8H93V9H95V8H98V6H97V4L100 6V4L97 2L96 3V1L92 4L91 2H88ZM88 3H86V4H88ZM96 3V4H95ZM110 3H111V6L113 7V5L112 4H115L116 5V3H117V6L114 8L113 7V9H115L114 11H112V7L110 6ZM128 3V2H127ZM153 3H154V0H153ZM216 3V2H215ZM223 4L222 6L221 5H219V4ZM250 3V4H249ZM121 6H120V5ZM154 4H157V1H155V3ZM160 4V5H161ZM189 4V5H188ZM235 4H237L236 2L234 3V5ZM13 5H15V6H13ZM119 5V6H118ZM184 5H185V7H184ZM188 5V7L190 8L189 9V12H190V10H192L191 8H193V11H191L190 13H188V7H186ZM190 5H194L193 7L191 6L190 7ZM251 5H253V7H252V9L249 7V6H251ZM76 6H77V8H76ZM94 6V7H93ZM96 6V7H95ZM181 6V7H180ZM182 6L184 7L183 9H184V11L182 10ZM195 6H196V10L194 9L195 8ZM221 6V7H220ZM236 6V5H235ZM249 7L250 8V10H249V8H247V7ZM17 7V8H16ZM21 7V8H20ZM69 7V8H68ZM71 7V8H70ZM123 7V8H124ZM201 7H203V8H205V11H204V9L203 8H201ZM225 7V6H224ZM17 9H19L18 10V12H16V10ZM68 8V9H67ZM73 8V9H72ZM198 8V9H197ZM200 8L202 9V11H204V14H203V12L200 10ZM219 8H218V10H219ZM226 8V7H225ZM224 8V9H225ZM246 8V9H245ZM12 9H14V10H12ZM25 11H23V10ZM100 9H103V8H101V6H100ZM223 9V8H222ZM223 9V10H224ZM245 9V10H244ZM248 9V10H247ZM12 10V11H11ZM80 10V11H79ZM82 10V11H81ZM119 10H118V12H119ZM126 10V11H127ZM186 10H187V13H186ZM199 10H200V12H199ZM252 10H255V12L253 11V13H251V11ZM257 10V11H256ZM259 10L262 12V14L261 13H259ZM22 11V12H21ZM75 11H77V12H75ZM79 11V12H78ZM127 11V12H128ZM180 11H182V13L180 12ZM195 11H197V12H199V13H195ZM230 10H228L227 12H229ZM7 12V13H6ZM9 12H13L12 14H10ZM73 12H74V14H73ZM123 12V11H122ZM122 12H120V13H122ZM134 12H136V13H134ZM174 12H172L171 13V15L174 13ZM205 12H206V14H205ZM230 12H233V11H230ZM229 12V13H230ZM6 13V15H1V14H5ZM17 13V14H16ZM86 13V14H85ZM174 13V14H175ZM193 13H195V14H193ZM235 12H233V14H234ZM257 13H259V14H261V15H256ZM20 14V15H19ZM75 14H76V16H75ZM87 14H88V16H87ZM111 16H110V15ZM119 14V13H118ZM152 14V13H151ZM151 14H150V16H151ZM189 14H192V15H190L189 16ZM197 14V15H196ZM200 14V15H199ZM255 16H254V15ZM24 16V15H27V16H24V17H22L21 18V16ZM86 16V18H88V20L85 18V16ZM114 15V16H113ZM148 15V16H147ZM182 15V17H180ZM193 15H195V16H193ZM202 15H205V16H202ZM231 15V14H230ZM244 15H246V13L244 14ZM244 15H243V17H244ZM18 16H20V17H18ZM139 16V15H138ZM149 16V17H150ZM152 16H155V15H152ZM151 16V17H152ZM199 16H201V18L199 17ZM209 16V15H208ZM237 16V15H236ZM235 16V14L233 15V17H236ZM262 18H261V17ZM15 17V18H14ZM25 17H29V18H27V19H25ZM31 17V18H30ZM79 17H81V18H79ZM96 18L97 17V19H98V22H96L97 21V19L95 20L94 18ZM107 17V18H106ZM123 17V16H122ZM143 19H142V18ZM151 17H150V19L148 18L147 19V21L144 19L143 21H144V23H149L148 25H150V23H155L154 21L155 20H153L152 22H149V20L151 21ZM172 17V19H173V17H174V15L173 16H171ZM191 17V19H193ZM232 17V16H231ZM240 17V16H239ZM94 19L93 21H92V19ZM125 18V17H124ZM176 18V17H175ZM175 18L173 19V20H175ZM178 18V19H179ZM237 18H238V16H237ZM241 19H242V16L240 17ZM240 18H239V20H240ZM258 18H260V19H262V22L260 21V19H258ZM20 19V20H19ZM30 19H32V20H30ZM85 19V20H84ZM101 19H103V20H101ZM131 19H133V20H131ZM140 19H142V20H140ZM152 19H154V17L152 18ZM155 19H156V17H155ZM171 18H169V19H167L168 21L170 20ZM203 19V20H204ZM206 19H208V21H206V23H208L209 25H210V23H211V25H210V28H213V29H215V30H218V31H216L217 33H215L214 31L215 30H213V29H211V30H213V31H211V33H213L214 35H215V38L213 39V37L214 36H211V35H213V34H211L210 33V28H208L209 27V25L208 24H206V31H208L207 33H210V35L209 36H207V38L209 37V39H210V44L208 43L206 46H204V48L205 49H210L211 51H214V53L216 52V54H213L214 56H212L213 58H211L210 60L211 61H215L216 63H214V64H223V61H225V60H222V59H225V57H226V53L225 52H227V53H236V52H233V51H235V48L236 47H238V46H236V43L238 44V42H239V44L238 45H243L242 47H249V45H250V47L251 46H253V48H256L257 50H256V54H254L255 53V49H251V48H248L249 50L247 51V53L246 54H248V52H249V54L247 55V59L248 58H250V59H248V61H246L245 59H244V62H243V64H244V66H239V67H237L236 65V67L238 68H236L237 70H236V72L239 74V75H246L247 73H248V75L249 76H255V77H253V79H257L256 77H257V75H258V77H260V78H258L259 80H261L262 82H264V77H262V76H264V69H263V62H262V59H263V57H264V52H262V51H264V49L262 48V47H264V41H262L263 39H264V28H261L262 29V31H261V29H257L256 30V23L254 24V21H252L253 23H251L252 24V26H249V24L248 25H246L245 23H247L248 21L246 20L245 21V19L244 20H240V21H244V22H242V25H244L245 27L247 26H249L248 28L246 27L245 29L246 30H244L243 32H246V33H244V34H242L241 32H240V34L242 35H240V34H238L239 35V37H238V35H237V38H236V36H234V35H236V34H233V33H230V32H232V28H235V27H233V26H230V22L232 23L233 22V20L231 19V20H227V22L225 21V23H223V24H219V25H217L218 24V22H216L217 24H214L215 23V21H214V25L215 26H219V28L218 27H216L215 28V26L213 27L212 26V20L214 19H210L209 17H207ZM210 19V20H209ZM218 18L216 17V20H217ZM21 20H23V21H21ZM117 20H119V21H121V22H118ZM219 20V19H218ZM236 20L237 19H235L234 21H235V23H237L236 22ZM16 21V22H15ZM19 21V22H18ZM26 21V22H25ZM28 21V22H27ZM37 21V22H36ZM92 21V22H91ZM100 21V22H99ZM102 21V22H101ZM146 21V22H145ZM168 21H165V22H168ZM171 21V22H170ZM168 23H171V24H168L167 25V23H165L164 22V24L163 25H167L166 27H165V31H167V29L169 28V27H171V26H173L174 24H172V20H170ZM240 21H238V23L240 22ZM255 21V22H256ZM15 22V23H14ZM25 22V23H24ZM29 22H31L30 24H31V26H33V28L30 26V24H29ZM64 22V23H63ZM66 22V23H65ZM88 22V23H87ZM113 22V23H112ZM120 23V28H119V24L118 23ZM205 22V21H204ZM260 22V23H259ZM20 23V24H19ZM96 23V24H95ZM104 23H105V25H104ZM117 24V26H116V24ZM121 23H123L122 25H121ZM151 24V25H154V24ZM157 21H156V27L155 26H152V28L154 27V30H156V29H158V30H156L157 32H158V34L159 35H161V34H163L162 32L164 31V30H162V31H160L162 28L160 27V25L163 23V22H159L160 23V25H159V27L160 28H157L158 27V25H157ZM173 23H174V21H173ZM235 23H232L233 25H236ZM23 24V25H22ZM29 25V27H31L32 29H30L29 27H27L28 25ZM67 24V25H66ZM95 24V25H94ZM101 24V25H100ZM109 24H111L110 26H108ZM113 24V25H112ZM133 24H134V27H133ZM146 24V25H147ZM228 24H229V26H228ZM231 24V25H232ZM259 24V25H258ZM22 25V26H21ZM26 25V26H25ZM37 25V26H36ZM93 25L95 26V27H93ZM126 25V24H125ZM150 25V26H151ZM223 26L222 27V30H221V26ZM253 25H255L254 26V31L252 30L253 29ZM4 26V27H3ZM14 26H18L16 29L14 28ZM23 26H25V27H23ZM40 28H39V27ZM66 26V27H65ZM98 26V27H97ZM102 26L104 27L103 29H102ZM105 26H107V27H105ZM149 26V27H150ZM226 26V27H225ZM227 26L228 27H230V29L229 28H227ZM12 27V28H11ZM22 27H23V31H22ZM68 27H71V28H68ZM91 27H92V29H91ZM109 27H110V29H109ZM114 27H116V28H114ZM118 27V28H117ZM129 27V28H128ZM168 27V28H167ZM180 27V26H179ZM7 30H6V29ZM28 28V29H27ZM35 28H36V32H40V35H42L41 37H44V38H46L47 40H48V42L46 41V44L48 43L49 44V40L51 41V43H53V45L54 46H56V49H58V48H60L61 50V53H62V55H64V56H66V55H68L69 57H67L66 56V58L64 57H62V55L60 56V57H58V59H55V60H50V57L49 56H51V55H53V54H51L52 52L54 53V54H57V50L55 49V51H54V47L52 48V44L50 45V47L49 46H47L46 44H45V42H43L42 41V43H40V41H38V39H40L41 37L35 32ZM38 28V29H37ZM68 28V29H67ZM101 28V29H100ZM167 28V29H166ZM176 28V27H175ZM178 28V27H177ZM252 28V29H251ZM13 29V30H12ZM25 29H27V30H25ZM70 29H72L71 31H69ZM111 29H115V30H111ZM120 30V31H118V30ZM181 30H182V28H180ZM219 29H220V31H223V30H226V29H229V33L227 32L228 30H226V31H223V32H220L219 31ZM247 29H251L252 31L250 32L249 30H248V33L250 32V33H252V34H250V35H246V34H248L247 33ZM5 30L6 31H9V33H5ZM20 30V31H19ZM39 30V31H38ZM93 30V31H92ZM101 31V33H100V31ZM104 30H109V31H105L104 32ZM123 30V31H122ZM126 30H127V32H126ZM169 30V29H168ZM177 32V34H174L175 32H173L172 30H169V34H167V35H169L168 37L165 35L166 33H165V31H164V35L162 36V37H165L166 38V40H167V38H169L168 39V42L170 43L172 40L171 39H173V41L174 42H172V43H170V45L172 44L173 45V43H176L177 42V40L178 41H181V42H183L181 39H183V38H187L186 36H188V35H186V31L185 32H182V31H184V30H179V28L178 29H175ZM231 30V31H230ZM260 30V31H259ZM12 31H14V32H12ZM33 31L35 32L34 34H36V35H34L33 34ZM47 31V32H46ZM73 31V32H72ZM76 31V32H75ZM95 31V32H94ZM110 31H112V32H110ZM170 31H172V32H170ZM183 33V35L185 36H183V37H180L181 36V32ZM17 32V33H16ZM41 32H42V34H41ZM61 32V33H60ZM64 32H66L67 33V35L65 36H63L62 34L64 33ZM116 32V33H115ZM118 32H121V33H118ZM122 32H125L124 33V35L122 36L121 34H122ZM133 32H134V30H133ZM180 32V33H179ZM220 32V33H219ZM226 32V33H225ZM235 32H237V31H235ZM13 33V34H12ZM70 35H69V34ZM72 33V34H71ZM86 33V32H85ZM171 33H173V35H176V38H174L173 37V35H172V37L173 38H171V36H170V34ZM179 33V34H178ZM185 33V34H184ZM219 33V34H218ZM29 34V35H28ZM44 34V35H43ZM47 34V35H46ZM74 34V35H73ZM98 34V35H97ZM103 36H102V35ZM115 34H119L117 37L115 36ZM125 34H126V37H125ZM147 36H149L150 37V35H149V33L147 34V33H145ZM229 34V35H228ZM232 34V35H231ZM18 35V36H17ZM26 35V36H25ZM31 35V36H30ZM32 35H33V37H32ZM48 35H49V38H48ZM73 35V36H72ZM108 35V36H107ZM139 35H144V33H140ZM178 35V36H177ZM244 35H245V37H246V39H245V37H244ZM35 36V37H34ZM46 36V37H45ZM88 36V37H87ZM110 36V37H109ZM113 36V37H112ZM228 36H230V37H228ZM233 36V38H231ZM250 36V37H249ZM38 39H37V38ZM54 37V38H55ZM72 37V38H71ZM99 37V38H98ZM181 39H180V38ZM241 37H242V39H241ZM23 38V39H22ZM28 38H29V40H28ZM67 39V40H65V39ZM74 38V39H73ZM76 38H79V39H81V40H77ZM90 38V39H89ZM101 38H103L102 39V43H100L101 42ZM107 38V39H106ZM111 38V39H110ZM115 38V39H114ZM117 38H119V39H117ZM120 38H122V39H120ZM127 38H129L128 40H127ZM135 38H136V40H135ZM141 38H142V40H141ZM145 38L147 39L148 37H146L145 36ZM144 38V39H145ZM164 38V39H165ZM177 38H179V39H177ZM188 38L191 40L192 39V37H190V36H188ZM188 38H187V41H188ZM231 38V39H230ZM239 38V39H238ZM252 38V39H251ZM26 39V40H25ZM35 39V40H34ZM45 39V40H46ZM61 39V40H60ZM63 39V40H62ZM69 39V40H68ZM94 39V40H93ZM96 39V40H95ZM98 39V40H97ZM99 39H100V41H99ZM104 39H106V40H104ZM139 39V40H138ZM175 39V40H174ZM177 39V40H176ZM229 39H230V41H229ZM234 39H237V40H234ZM248 39H250V40H248ZM256 41H255V40ZM10 40H11V42L13 43H11L10 42ZM83 40V41H82ZM108 40H110V41H108ZM114 40V41H113ZM254 41V44H252L253 43V41ZM258 40V41H257ZM260 40V41H259ZM35 41H36V43H35ZM38 41V42H37ZM87 41H88V43H87ZM95 41V42H94ZM118 41V42H117ZM125 41H127V42H125ZM128 41L130 42V43H128ZM133 41H136V42H134L135 43V45L133 44ZM137 41H139V43L137 42ZM140 41H142L141 42V45H140ZM186 39H184V42L183 43H189L190 41H186ZM232 41H235V42H232ZM3 42V43H2ZM19 42V44H17ZM23 44H22V43ZM94 42V43H93ZM109 42H111V43H109ZM231 42V44L232 43H234V44H232L235 48H233L232 49V47H231V44H229ZM258 42H261L262 43V47H261V43H259L258 44ZM25 43V44H24ZM42 44V45H40V44ZM44 43V44H43ZM55 43V44H54ZM86 43H87V45H86ZM105 43H108V45L107 44H105ZM119 43V44H118ZM124 43V44H123ZM28 44V45H27ZM99 44H100V46H99ZM116 44H118L119 46H117ZM126 44V45H125ZM132 46H130V45ZM133 44V45H132ZM256 44V45H255ZM258 44V45H257ZM2 45H3V47H2ZM37 45V46H36ZM45 45L47 46V47H45ZM80 45V46H79ZM98 45V46H97ZM102 45H103V49H108V48H110L111 46H114V47H112V48H110V50H112V51H115V49L117 50V51H120V52H123V53H126V54H128V53H130V54H128V55H131V58H130V60H129V58H121V59H119V57H117L116 56V58H114L115 56L113 55V57L110 55V54H106L107 56H108V58H107V60H111L110 62H114V63H116V64H114L115 66L114 67H110V68H108L106 65H103L104 64V62L102 61V60H100V58L99 59H97V57H102V59L103 58H105V57H103V56H105L104 54V52L102 51L103 49H102ZM122 45H124V46H122ZM143 45L145 46V47H143ZM147 45V46H146ZM149 45H150V47H149ZM171 45V46H172ZM11 47V49L10 48H8V47ZM28 46V47H27ZM58 46V47H57ZM94 46V45H93ZM122 46V47H121ZM140 46V47H139ZM158 46H159V48H158ZM231 48H230V47ZM258 46V47H257ZM260 46V47H259ZM14 47H16V48H14ZM40 47H42V48H40ZM126 49H125V48ZM128 47V48H127ZM146 47H149L148 49L146 48ZM229 47V48H228ZM246 47V48H247ZM4 48V49H3ZM21 48H23V49H21ZM38 48V49H37ZM101 48V49H100ZM115 48V49H114ZM139 48V49H138ZM156 48H158V52L155 50ZM173 48V47H172ZM171 48V49H172ZM228 48V49H227ZM241 48V47H240ZM258 48H262V49H258ZM3 49V50H2ZM13 49H15L14 51H13ZM45 49V50H44ZM62 49H63V52H62ZM129 49V50H128ZM134 49H137L136 51H133ZM147 49V50H146ZM150 49V50H149ZM213 49V50H212ZM215 49V50H214ZM224 49H225V52H223L224 51ZM227 49V50H226ZM231 49V50H230ZM237 49V48H236ZM239 49V48H238ZM251 49V50H250ZM51 50H53L52 52H51ZM64 50H65V53H64ZM100 52V51H102L101 52V54L100 55H102V56H100L99 55V53H98V51ZM123 50V51H122ZM149 50V51H148ZM152 50V51H151ZM156 52H155V51ZM164 50V49H163ZM220 50V51H219ZM222 50V51H221ZM7 51V52H6ZM59 51V50H58ZM59 51V52H60ZM67 51H68V53H67ZM81 51V52H80ZM96 51H97V54L99 55V56H96L97 54H96ZM218 51V52H217ZM230 51V52H229ZM259 51H261V52H259ZM17 52V53H16ZM20 52V53H19ZM135 52H136V54H135ZM146 52H147V54H146ZM155 52V53H154ZM163 53L162 55H159V54H161V53ZM5 53V54H4ZM43 53H45V54H43ZM64 53V54H63ZM103 53V54H102ZM133 53V54H132ZM138 53V54H137ZM143 53H145V55H143ZM152 53V54H151ZM213 53V52H212ZM218 53V54H217ZM223 53V54H222ZM251 53V54H250ZM21 55V59H25L26 57V61H30L31 60V63H32V65H30V67H28V68H26L25 67V63L23 62V61H17V60H15L14 58H12V56H15V55ZM30 54V55H29ZM35 54V55H34ZM37 54H39V55H37ZM40 54H41V56H40ZM150 54H151V56H150ZM220 54H222L221 56H223V57H221V58H219V55ZM6 55V56H5ZM25 55V56H24ZM47 55V56H46ZM60 54H58V56H59ZM136 55V56H135ZM138 55H139V57H138ZM187 55V54H186ZM250 55V56H249ZM252 55H255V56H253L254 57V59H252L253 57H252ZM262 55V56H261ZM23 56V57H22ZM29 56V57H28ZM91 56V57H90ZM155 56V57H154ZM158 56L160 57V59L158 58ZM184 56V55H183ZM187 56H189V57H187ZM186 57V59L184 60V57L182 58V55L180 56H178V59L179 60H181L180 62H184V63H186L187 62V60H188V64H191V63H193L194 61V63L193 64H195V63H199V65H198V67H200V65H202L203 63H209L210 61H209V59H207V60H205V62L203 61L204 59H205V57L203 58V59H201L202 61H199L200 59H198V58H196V57H194V59L192 58V56H191V58H190V55H187ZM256 56L258 57V56H261V57H259V59L258 58H256ZM31 57V58H30ZM41 57H43V58H41ZM62 57V58H61ZM73 58L74 59V61H70V60H68L67 58ZM96 57V58H95ZM111 57V58H110ZM134 57V58H133ZM143 59H142V58ZM144 57H146V58H148V59H146V58H144ZM162 57H163V60H162ZM180 57H181V59H180ZM215 57H218V58H215ZM36 58V59H35ZM71 58V59H72ZM75 58H77V59H75ZM118 58V60H116ZM141 58V59H140ZM196 58V59H195ZM37 60V59H39V60H37V61H35V60ZM43 59V60H42ZM62 59V60H61ZM80 59V60H79ZM98 61H97V60ZM113 59H114V61H113ZM123 59H124V61H123ZM127 59V60H126ZM135 59V60H134ZM139 60V62L138 61H136V60ZM144 59H146V60H144ZM159 61H158V60ZM183 59V60H182ZM189 59H191V60H189ZM214 59V60H213ZM216 59H217V61L220 59L221 60V62H220V60L217 62L216 61ZM65 60L66 61H68V63H65ZM80 61V63H77L78 61ZM96 60V61H95ZM105 60V59H104ZM126 60V61H125ZM130 61L131 63H132V65L135 67V65L137 66V67H135L136 69H134L135 70V72L133 73V69L132 68H130L131 70H129L128 69V71L127 70H123L122 68H119L118 67V62H121V63H123V62H127V61ZM134 60V61H133ZM192 60H194V61H192ZM197 60V61H196ZM251 62H250V61ZM259 60V61H258ZM261 60V61H260ZM55 61V62H54ZM64 61V62H63ZM77 61V62H76ZM101 61V62H100ZM116 61H118V62H116ZM128 61V62H129ZM133 61V62H132ZM161 61H162V63H161ZM191 63H190V62ZM253 61V62H252ZM256 61H258L257 63H255ZM52 62H54L53 64H52ZM56 62H57V64H56ZM58 62H59V64H58ZM63 62V63H62ZM70 62V63H69ZM83 62H85V63H83ZM100 62V63H99ZM138 62V63H137ZM160 62V63H159ZM202 62V63H201ZM246 62H250V63H247L246 65H245V63ZM263 64H262V63ZM75 63H77V64H75ZM84 64V66H83V64ZM89 63H91V64H89ZM93 63V64H92ZM95 63V64H94ZM98 63V64H97ZM102 63V65H100ZM212 63V62H211ZM212 63V64H213ZM21 64V65H20ZM37 64H39V65H37ZM41 64V65H40ZM47 66H46V65ZM51 64V65H50ZM56 64V65H55ZM65 64V65H64ZM68 64V65H67ZM79 64V65H78ZM80 64L82 65L81 67H80ZM128 64V63H127ZM213 64V65H214ZM250 66H249V65ZM253 64H257V65H259V66H254ZM261 64V65H260ZM61 65V66H60ZM67 65V66H66ZM72 65V66H71ZM76 65H78V66H76ZM85 65L87 66V67H85ZM98 65H100V66H98ZM113 65V64H112ZM128 65H130V64H128ZM138 65H139V67H138ZM168 65V66H167ZM219 65H215L216 67H219ZM254 66L255 68H257V75H254V73L256 74V71H255V68L254 69H252L250 72L248 71V70H250L251 69V66ZM42 66V67H41ZM50 66V67H49ZM52 66V67H51ZM92 66V67H91ZM95 66H98V67H96L95 68ZM104 66H106V67H104ZM132 66V67H133ZM148 66V67H147ZM221 66V65H220ZM229 66H232V65H227V68L229 67ZM252 66V67H253ZM260 66H262V68L260 67ZM23 67V68H22ZM48 67V68H47ZM55 67V68H54ZM94 67V68H93ZM147 67V68H146ZM152 67V68H151ZM242 67H244V73L243 74H241V72L239 71V70H241L242 69ZM261 68L262 69V72H261V69H259L258 70V68ZM20 68V69H19ZM37 68V69H36ZM39 68V69H38ZM44 68V69H43ZM76 68V69H75ZM80 68H82V69H80ZM84 68V69H83ZM86 68V69H85ZM89 68V69H88ZM98 68V69H97ZM99 68H101V69H99ZM105 68V69H104ZM144 68H146V69H144ZM247 68V69H246ZM248 68H250V69H248ZM13 69V70H12ZM18 69H19V71H18ZM22 69V70H21ZM34 69V70H33ZM49 69V70H48ZM52 69V70H51ZM67 69V70H66ZM73 69V70H72ZM79 69V70H78ZM97 70V72L98 73H96V71L95 70ZM104 69V70H103ZM113 69V70H112ZM152 69V70H151ZM155 69H157V70H155ZM57 70V71H56ZM82 72H81V71ZM89 72H88V71ZM144 70V71H143ZM156 71V73H155V71ZM245 70H247L246 72V74H245ZM18 71V72H17ZM21 71V72H20ZM24 71L26 72V73H24ZM53 71V72H52ZM66 71V72H65ZM80 71V72H79ZM87 71V72H86ZM91 71V72H90ZM100 71V72H99ZM116 71V72H115ZM130 71H132V73L130 72ZM146 71V72H145ZM148 71V72H147ZM152 71L154 72V73H152ZM180 73H182L183 75H185V76H187V77H189V78H198V79H200V80H205V81H203V82H206V84L207 83H209L208 85H210L211 87H213V88H217V90H222L223 91V89L225 90V92H226V86L225 85H222V83L221 82H219L218 83V81L216 80V79H214V77H212V78H210V76H201L200 74H199V76L197 75V73H192V72H190V71H188V72H186V71H180V70H178ZM239 71V72H238ZM243 71V70H242ZM16 72V73H15ZM48 72V73H47ZM60 72V73H59ZM70 72V73H69ZM86 74H85V73ZM115 72V73H114ZM129 72V73H128ZM158 72H160V74L158 73ZM162 72H164L163 73V75L161 74ZM184 72H186V73H184ZM192 73V74H190V73ZM251 72H253L252 73V75H251ZM12 73V74H11ZM29 73H30V75H29ZM63 73H64V75H63ZM79 73V74H78ZM88 73V74H87ZM95 73V74H94ZM139 73V74H138ZM141 73V74H140ZM144 73H146V74H144ZM24 74V75H23ZM28 74V75H27ZM39 74L40 75H42V76H46V78L50 81V79H52L51 81L52 82H55V83H61V84H63V83H67L68 85L70 84V85H73L74 84V81H77V83H75L74 84V87H75V89L76 90H73V91H75V92H71L72 93V95L70 94H68V96H72L73 97V94H74V101H76L75 100V94L76 95H78L79 93H80V95L82 94L84 97H89L90 99H92L93 100V103H94V105H95V107H93V109L92 110H95L94 112L90 109V113L88 112V111H86V110H83V108H79V110L77 109V103L78 102H73V100L70 98H68L69 99V101L70 100H72V101H70V102H73L74 103V105L72 104V105H70V106H72V107H69V104H70V102H69V104H68V107H69V110H70V108L72 109V108H76L77 109V111H78V113H77V116H78V118H80L79 116H83V115H81L82 113H80L79 114V111L81 110V112H83L84 113V115H86V118H84V116L83 117H81L80 119H82V120H80V119H75V116L74 115H76V114H74V113H76V111L74 112V111H71L72 113H73V116H72V113H70V111L68 110V108H66L67 107V105L63 108V109H65L66 108V110H68V111H66L65 110V112H66V115H67V113L69 112V116L67 115H65V112H63V110H62V107L63 106H61V105H57V106H55L56 108H55V111H57V112H59L60 114H59V116L58 115H56V114H54V113H57V112H55L54 111V109H51L52 108V106H50V108L48 107L49 105H53V104H51L52 103V101L50 102L49 100H48V102L46 101L47 100V98H46V100H45V98H44V101L46 102V103H49V104H45V103H43V106H42V104L41 105H39L41 102H42V100L43 99H39L38 97H37V94L39 95V93H40V91H39V89H37L39 92H37L36 91V89H34L33 87H32V89L34 90H32L31 89V86L30 85H28L29 83H31L33 80L34 81H37L35 78H36V76H39ZM44 74H46V75H44ZM52 74H56L55 76L53 75V77H52ZM84 75L83 77H81L82 75ZM90 74H91V76H90ZM102 75L103 76V79H102V76H100V75ZM107 74V75H106ZM111 74V75H110ZM119 74H123L124 75V81L122 80V81H120V82H116L115 81V79H114V77L113 76H119ZM129 74V75H128ZM156 74V75H155ZM194 74H196V75H194ZM260 74H263L262 76H260ZM6 75V76H5ZM14 75H15V77H14ZM19 75V76H18ZM36 75V76H35ZM48 75V76H47ZM50 75V76H49ZM75 75V76H74ZM87 75H88V77H87ZM104 75H105V79L106 80H104ZM131 75V76H130ZM140 75V76H139ZM169 75V76H170ZM195 77H194V76ZM247 75V76H248ZM6 77V78H4V77ZM12 76H13V78H12ZM24 76V78L22 79V77ZM32 76V77H31ZM128 76V77H127ZM193 76V77H192ZM8 77V78H7ZM21 77V78H20ZM30 77H31V79H30ZM33 77H35V78H33ZM72 77V78H71ZM75 77V78H74ZM126 77V78H125ZM201 77V78H200ZM203 77L205 78V79H203ZM20 78V79H19ZM64 78H66L65 80H60V79H64ZM88 78V79H87ZM90 78H92V79H90ZM109 78V79H108ZM129 78V79H128ZM158 78V77H157ZM262 78V79H261ZM2 79H3V81H2ZM9 79L12 81V80H14V81H9ZM16 79V80H15ZM24 79H26L27 80V82H26V80H24ZM33 79V80H32ZM67 79H68V81H67ZM71 79L73 80L72 82H71ZM84 81V83H83V81ZM97 79V80H96ZM101 79H102V82H104V83H102L101 84ZM111 79V80H110ZM211 79V80H210ZM4 80L6 81L5 83H4ZM94 80H96L97 82H95ZM150 80V79H149ZM210 80V81H209ZM7 81H9V82H7ZM17 81V82H16ZM28 81H29V83H28ZM31 81V82H30ZM33 81V82H34ZM79 81V82H78ZM99 81V82H98ZM10 82H11V84H10ZM25 82V83H24ZM70 82V83H69ZM87 82V83H86ZM107 82H109V83H107ZM116 84H115V83ZM215 82H216V84L218 85H216L215 84ZM4 83V84H3ZM78 83H81V84H84V85H80V87H79V84ZM107 85H106V84ZM130 83H132V84H130ZM135 83H137V84H135ZM139 83V84H138ZM211 83H213V84H211ZM8 84V85H7ZM14 84V85H13ZM23 85V86H26V87H23V86H21V85ZM25 84V85H24ZM78 84V85H77ZM92 84V85H91ZM95 86H94V85ZM118 84V85H117ZM148 84V85H149ZM221 84V86H223V88H221V86H219ZM10 85V86H9ZM19 85L22 87V88H20L19 87ZM86 85V86H85ZM89 85V87H87ZM98 85V86H97ZM105 86V88L104 87H102V86ZM122 85V86H121ZM214 85V86H213ZM216 85V86H215ZM2 86V87H1ZM5 86H6V88H5ZM8 86V87H7ZM77 86V87H76ZM92 86V87H91ZM97 86V87H96ZM108 86V87H107ZM117 87V88H115L116 90V92L117 93H119L120 92V96L116 93V92H114V90H112V92H111V94L109 93L111 90L110 89H114L113 87ZM226 88H225V87ZM10 87H11V89H13V91L10 89ZM13 87V88H12ZM29 87V89H27ZM87 87V88H86ZM104 90H102L101 88ZM107 87V88H106ZM126 87V88H125ZM172 87V86H171ZM219 87V88H218ZM20 90V89H23V90H21V91H19L18 89ZM37 88V87H36ZM228 88H230V87H228ZM227 88V89H228ZM235 87H232L231 89H230V91L231 90H235L236 92L234 93V92H231V94H233V96L234 97H238V96H240L239 98L242 100L243 99V101L244 102H246L247 103V101H249V100H251V101H249L248 103H250V102H252L253 104H255L253 101H252V99H249V98H247V99H244V98H246V97H248V96H242V95H240V93L239 92H237L238 90L235 88ZM11 90V91H9V90ZM83 89V90H82ZM89 91H88V90ZM91 89V90H90ZM98 89V90H97ZM110 90L109 92L107 91V90ZM168 89V90H167ZM173 89H175V87H173ZM8 90V91H7ZM16 90V91H15ZM24 90H26V92L24 91ZM94 90V91H93ZM106 90V91H105ZM124 90H126V92H124ZM164 90V93L166 92V93H169L168 91H170V95H173L174 94V91L172 92V88H171V90H169V88H164L163 89ZM7 91V92H6ZM24 91V92H23ZM28 91V92H27ZM33 91V92H32ZM35 91H36V93H35ZM86 93H85V92ZM91 91V92H90ZM99 91H101L100 93H99ZM176 91V90H175ZM230 91L229 90H227V94L224 92V94L223 95H225L224 97L226 98L227 97V99H229V97L231 96V97H233L232 95H230ZM14 92V93H13ZM16 92V93H15ZM18 92V93H17ZM21 92V93H20ZM32 92V93H31ZM89 92H90V94H89ZM104 92V93H103ZM106 92V93H105ZM113 92L114 93H116V94H113ZM124 92V93H123ZM171 92L173 93V94H171ZM7 93H9L8 95H7ZM22 93H24V94H22ZM25 93H27V95L25 94ZM34 93V94H33ZM97 93H98V96H97ZM122 93V94H121ZM128 93V94H127ZM176 93V92H175ZM236 93H237V95H236ZM238 93H239V95H238ZM22 94V95H21ZM30 94V95H29ZM36 94V96H34ZM105 94V95H104ZM113 94V95H112ZM229 94V97L227 96ZM2 95V96H1ZM18 96V99L16 98L17 96ZM81 95V96H82ZM89 95V96H88ZM93 95V96H92ZM104 95V96H103ZM107 95V96H106ZM114 95H115V97H114ZM116 95L117 96H119V97H116ZM122 95V96H121ZM126 95V96H125ZM139 95V96H138ZM165 95V94H164ZM7 96H10V97H7ZM94 97V98H92V97ZM106 96V97H105ZM124 96V97H123ZM166 96H168V95H166ZM29 97V98H28ZM36 97V98H35ZM97 97V98H96ZM102 98V100H101V98ZM121 97V98H120ZM126 97V98H125ZM127 97H129V98H127ZM133 97H134V99H133ZM172 97V96H171ZM170 97V98H171ZM231 97H230V99H231ZM242 97V98H241ZM244 97V98H243ZM6 98V99H5ZM98 98H100V99H98ZM106 98V99H105ZM108 98H110V100H108ZM116 98V99H115ZM120 98V99H119ZM143 98V99H142ZM8 99H10L9 101H8ZM13 99V100H12ZM14 99H16V100H14ZM29 99V100H28ZM95 99V100H94ZM96 99H98V101H96ZM122 99V100H121ZM127 99H129V100H127ZM139 99V100H138ZM249 99V100H248ZM7 100V101H6ZM20 100V101H19ZM27 102H26V101ZM33 100V101H32ZM35 100H38L37 102H35ZM134 100V101H133ZM143 100V101H142ZM153 100V99H152ZM246 100V101H245ZM5 101V102H4ZM11 101V102H10ZM14 101V102H13ZM28 101H30V102H28ZM120 101V102H119ZM129 101V102H128ZM147 101L148 102H150V103H147ZM6 102H8V103H6ZM38 102H40V103H38ZM116 102H117V105H116ZM118 102H119V104H118ZM122 102V104H120ZM133 102H135V103H133ZM137 102V103H136ZM139 102L140 103H142L141 105L139 104ZM156 102V103H157ZM170 102V101H169ZM14 103V104H13ZM16 103V104H15ZM22 103V104H21ZM25 103V104H24ZM30 103H31V105H33L32 107H30L31 105H30ZM68 103V102H67ZM66 103V104H67ZM76 103V104H75ZM101 105H100V104ZM110 103V104H109ZM115 103V104H114ZM127 103V104H126ZM21 104V105H20ZM45 104V105H44ZM104 104V105H103ZM145 104V105H144ZM150 104V105H149ZM169 103H167L166 105H168ZM5 105H7L9 108L7 109L6 108V106ZM21 107H20V106ZM28 105V106H27ZM40 106V108H39V106ZM55 105V104H54ZM63 105H64V102H63ZM76 105V106H75ZM120 105H123V106H120ZM140 105V106H139ZM144 105V106H143ZM159 105H162V107H159ZM231 104H229V105H226L227 107H228V110L230 111V109H229V106H230ZM264 105V104H263ZM263 105H260V108L262 109V106ZM1 106H2V109H1ZM5 108H4V107ZM11 106V107H10ZM37 106V107H36ZM45 106V107H44ZM47 106V107H46ZM100 106V107H99ZM101 106H105V107H107V110H106V108L105 107H101ZM113 106V107H112ZM138 106V107H137ZM141 106H143V107H141ZM158 106V107H157ZM232 106H233V109L235 108V109H237L238 108V106H236V104H232ZM232 106H231V108H232ZM234 106H236V107H234ZM18 107V108H17ZM43 109H42V108ZM59 107H61V109H58ZM97 107V108H96ZM120 108V109H122V111H120V109H117V111H116V109L115 108ZM130 107V108H129ZM148 107V108H147ZM153 107H156V108H154L153 109ZM165 107H167V106H165ZM264 107V106H263ZM10 108H11V111H10ZM20 108H22V109H20ZM23 108H24V110H23ZM30 108V109H29ZM36 108V109H35ZM46 108V110L44 111V109ZM54 108V107H53ZM97 110H96V109ZM102 108V109H101ZM104 108V109H103ZM125 108V109H124ZM5 109H7L6 111H5ZM28 109V110H27ZM33 109V110H32ZM58 109V110H57ZM74 109H72V110H74ZM102 110V111H100V110ZM109 109H111V111L109 110ZM131 109V110H130ZM133 109V110H132ZM142 109H143V111H142ZM225 109H226V107H225ZM233 109H231V110H233ZM264 109V108H263ZM262 109V110H263ZM2 110V111H1ZM13 110V111H12ZM37 110V111H36ZM40 110V111H39ZM48 110H50V111H48ZM115 110V111H114ZM123 110H124V112H123ZM146 110V111H145ZM149 110H151V111H149ZM227 110V109H226ZM31 111H32V114H31ZM45 113H44V112ZM52 111V112H51ZM54 111V112H53ZM62 111V112H61ZM125 111H126V113H125ZM141 111V112H140ZM145 111V112H144ZM215 111H217V110H212V112H215ZM3 112V113H2ZM9 112V113H8ZM16 112V113H15ZM33 112H35V114L33 113ZM43 112V113H42ZM88 112V113H87ZM92 112V113H91ZM104 112V113H103ZM110 112V113H109ZM116 112V113H115ZM120 112H123V113H121L120 114ZM147 112H148V116H147ZM6 115H5V114ZM11 113V114H10ZM18 113V114H17ZM46 113H50V114H46ZM61 113H63V115L61 114ZM99 113V114H98ZM103 115H102V114ZM115 113V114H114ZM7 114H8V116H7ZM10 114V115H9ZM22 114V115H21ZM37 114V115H36ZM91 114H92V116H91ZM108 114V115H107ZM124 114V115H123ZM139 114V115H138ZM142 114V115H141ZM18 115V116H17ZM31 115V116H30ZM34 115V116H33ZM44 115V116H43ZM56 115V117H54ZM60 115H62V116H60ZM87 115H89V116H87ZM109 115L110 116H115V117H117L118 119H120L121 121H123L122 123H123V125H127V127L126 126H123V125H121L120 123H119V126H121V127H123V129L125 130V136H127V137H125L124 138V136L122 135H119V136H121V137H119L118 135H117V132H115V130L114 129H116V126H118L116 123L114 124V123H112V125L109 123V125H111L110 127H109V130L107 129L108 127H104V126H101L102 125V123H99V132L97 131V128H98V126L97 125H95V122H93V121H95V116H96V119H104V118H107V117H109ZM117 115V116H116ZM134 115V116H133ZM6 116V117H5ZM27 116V117H26ZM97 116H98V118H97ZM100 116V117H99ZM104 116V117H103ZM16 117V118H15ZM39 117V118H38ZM48 117V118H47ZM60 117V118H59ZM64 117V118H63ZM74 117V118H73ZM87 117H88V119L90 118L91 119V121H90V119L88 120L87 119ZM102 117V118H101ZM144 117H145V119H144ZM147 117H148V119H147ZM33 118V119H32ZM44 118V119H43ZM47 118V119H46ZM53 118V119H52ZM74 120H73V119ZM124 118V119H123ZM127 118V119H126ZM137 118V119H136ZM149 118H151V119H149ZM51 119V120H50ZM70 119V120H69ZM9 120H10V122H9ZM12 120H14V122L12 121ZM21 120V121H20ZM35 120V121H34ZM57 120V121H56ZM79 121V124H80V122H81V125L82 124H84L83 122H85V125L87 124H89V123H92V125H88V127L89 128H92V131H93V129H94V127L96 128V126H97V128L96 129H94V132H93V134H92V132H91V135H90V130H89V128L87 127V126H83V129H81L82 127H81V125H79V124H77L78 122L77 121ZM88 120V121H87ZM93 120V121H92ZM128 120H130V121H128ZM134 120V121H133ZM150 120H152L151 122H150ZM155 120V121H156ZM54 121V122H53ZM68 121H70V122H68ZM75 121V122H74ZM90 121V122H89ZM9 122V123H8ZM13 122V123H12ZM88 122V123H87ZM129 122V123H128ZM70 123H72V125H70ZM37 124V125H36ZM60 124V125H59ZM65 126H64V125ZM73 124H74V126H73ZM76 124V125H75ZM94 124V125H93ZM133 124V125H132ZM139 124H141V125H139ZM151 124H152V127H154V128H151ZM62 125V126H61ZM70 125V126H69ZM103 125H104V123H103ZM132 125V126H131ZM149 125V126H148ZM8 126V127H7ZM71 126H73L74 128H71ZM77 126V127H76ZM80 126V127H79ZM90 126H94V127H90ZM100 126L102 127L101 128V130H102V132H101V130H100ZM115 126V127H114ZM135 126V127H134ZM165 126L167 127V128H165ZM38 127V128H37ZM61 127V128H60ZM86 127H87V129H86ZM129 127V128H128ZM3 128V129H2ZM77 128L79 129V130H77ZM86 130H85V129ZM125 128H128L127 130L128 131H130V133L128 132V131H126V129ZM142 128V129H141ZM170 128V129H169ZM32 129V130H31ZM42 129V130H41ZM66 129V130H65ZM110 129H111V131H114L113 133H111L112 135H111V137H110ZM131 129H133L134 131H135V134L134 133H131ZM167 130V131H165V130ZM81 130H83L82 131V133H83V135L85 136H87V134H88V136L85 138L83 135H82V133H81ZM136 130H138V132L136 131ZM141 130H142V133H140L141 132ZM147 131V134H145L144 132L145 131ZM260 130H263L264 131V129L263 128H261ZM259 130V131H260ZM8 131V132H7ZM57 131V132H56ZM98 132L97 134H96V137H97V135H98V138L96 139V137L94 138V134L96 133V132ZM117 131V130H116ZM258 131V133H262L263 131H260L259 132ZM2 132V133H1ZM63 132V133H62ZM76 132V133H75ZM78 132V133H77ZM85 132H88V133H85ZM101 132V133H100ZM137 132V133H136ZM6 133V134H5ZM11 133V134H10ZM19 133V134H18ZM80 133V134H79ZM249 134H251L250 132H248ZM260 133V134H261ZM5 134V135H4ZM129 134V135H128ZM253 134V133H252ZM251 134V135H252ZM259 134V135H260ZM49 135V136H48ZM66 135V136H65ZM80 135H82L81 136V138H83V140L80 138ZM90 135V136H89ZM116 135L119 137V139L116 137ZM251 135H249V136H246L247 138H250V136ZM79 136V137H78ZM93 136V137H92ZM105 136V137H104ZM109 136V137H108ZM177 136H182V135H177ZM188 136L190 137H187V136H183V138H185V139H183V140H180V138H179V141L178 142H174L173 144H169V147H168V149L170 150V151H180L181 150V148H183L185 145H182V144H185V142L187 143V141H189L190 143H194L195 142V140H194V138H193V140H192V138L191 137H193L192 135H189L188 134ZM7 137V138H6ZM43 137V138H42ZM50 137V138H49ZM70 138V139H68V138ZM89 137H90V139H89ZM104 137V138H103ZM106 137L107 138H109V140L112 142H109V140L108 139H106ZM195 137V136H194ZM244 137V136H243ZM45 138V139H44ZM76 138V139H75ZM85 138V139H84ZM89 139L88 141L89 142H87V141H84V140H86V139ZM94 138V139H93ZM178 138V137H177ZM187 138V139H186ZM196 138V141H198V137H195ZM247 138H242L243 140H246ZM41 139V140H40ZM103 139H105V141L103 140ZM112 139V140H111ZM176 139V138H175ZM190 139V140H189ZM241 139V138H240ZM239 139V140H240ZM4 140H6V142L4 141ZM9 140V141H8ZM44 140V141H43ZM46 140V141H45ZM72 140H74L73 142L74 143H72ZM90 140H91V142H90ZM93 140H94V142H93ZM108 140V141H107ZM242 140V141H243ZM2 141V142H1ZM54 141V142H53ZM76 141V142H75ZM79 141V142H78ZM104 141V142H103ZM184 141V143H182ZM193 141V142H192ZM96 142V143H95ZM126 142V141H125ZM141 142V143H140ZM188 142V143H189ZM204 142H206V141H202L200 144L198 143V142H195V143H197L198 145H193L192 147L194 148L195 146L196 147H198L199 149H201V150H199L198 148H197V150H195L196 151V153H198V152H200L199 153V155L200 156H205L206 154H207V152H208V147L206 146V143H205V151L203 150L204 149ZM239 142H241V141H239ZM6 143V144H5ZM30 143V144H29ZM59 143V144H58ZM80 143V144H79ZM89 144L88 146H86L87 144ZM101 143H102V145H101ZM182 143V144H181ZM75 144V145H74ZM97 144V145H98ZM62 145V146H61ZM71 145H73V146H71ZM77 145H78V147H77ZM85 145V146H84ZM144 145H147L148 147H146V146H144ZM203 145V146H202ZM207 145H209L208 143H207ZM210 145H212L211 143H210ZM69 146V147H68ZM84 146V147H83ZM121 146H122V144H121ZM143 146V147H142ZM186 146H188L187 144H186ZM190 146V145H189ZM202 146V147H201ZM6 147V148H7ZM89 149H88V148ZM97 147V149L99 148V145L98 146H96ZM119 147H120V145H119ZM119 147H117L118 149H119ZM167 147V146H166ZM201 147V148H200ZM211 147V146H210ZM18 148V149H17ZM62 148V149H61ZM117 148H115L114 149V151L115 150H117ZM142 148V149H141ZM191 148V147H190ZM189 148V149H190ZM50 149V150H49ZM52 149V150H51ZM56 149V150H55ZM59 149V150H58ZM90 149H91V151L92 152H90ZM192 149V148H191ZM196 149V148H195ZM22 152H21V151ZM34 150L35 151H38V154L36 153V155H35V153H34ZM40 150V151H39ZM68 150V151H67ZM82 150V151H81ZM89 150V151H88ZM140 150H138V151H140ZM23 151H25V152H23ZM29 151H30V153H29ZM71 151H72V153H71ZM77 153H76V152ZM86 151V152H85ZM88 151V152H87ZM96 151V150H95ZM118 151H120V149L119 150H117L116 152L118 153V154H122L121 156L120 155H118L119 157H118V159L116 158V160H118L117 162L118 163H116V161L114 160V162L113 161H111V162H108L109 163V165H110V163L112 164V166H113V164H120L119 162H121V160H119V158H122L123 157V155H125V157L124 158H122V159H124L123 160V163H124V161H126V160H128L126 163H127V165H133V164H136V163H134V162H136L137 161V164H138V160L139 159H135V161L132 163V159H134L133 157H136V156H134L132 153H131V151L130 150H128L126 153H128L129 151H130V153H128V155H130L131 157H132V159H126L125 160V158H129V156L128 157H126V153H122V152H118ZM192 151H194V150H192ZM201 151H204V152H201ZM207 151V152H206ZM13 152L14 151H12V155H13ZM21 152V153H20ZM46 152V153H45ZM69 152V153H68ZM81 152H84V153H81ZM181 152V151H180ZM180 152H178V153H180ZM205 152H206V154H205ZM23 153H25V155L27 156V158L29 157V159H27V158H25L26 156L23 154ZM28 153V154H27ZM33 153H34V157H33V159H34V161L36 160V159H39V160H36L35 162L34 161H32L33 159H31L32 158V155H33ZM50 153V154H49ZM75 154V156H74V154ZM92 153V154H91ZM96 153V152H95ZM116 153V154H117ZM133 153H136V155L138 156L139 154H137L138 152H133ZM140 153V152H139ZM195 153V152H194ZM18 154V155H19ZM73 154V155H72ZM77 154V155H76ZM88 154H89V156H88ZM149 154V153H148ZM182 154L184 155L183 157H185V158H183V157H181V160L183 161V160H186V156L185 155H187V153H181L180 154V156H182ZM203 154V155H202ZM17 155V156H18ZM21 155H23V156H21ZM31 157H30V156ZM40 157H39V156ZM57 155V156H56ZM79 155L81 156L82 155V157H79ZM93 155V156H92ZM145 155V154H144ZM189 155V154H188ZM187 155V156H188ZM192 154H190V156H191ZM35 156H38V157H35ZM69 156V157H68ZM86 156L88 157L86 160H85V158H86ZM96 156V157H95ZM98 156V157H97ZM140 156V155H139ZM139 156H138V158H139ZM147 156H149V159L148 158H146V160L144 161V163L145 164H147L148 165V169L146 168L147 166L145 165V170H150V171H152V169L154 170V168H152V167H156L154 164V162H153V157L149 154V155H147ZM193 156V155H192ZM92 157V158H91ZM117 157V156H116ZM130 157V158H131ZM175 157V156H174ZM189 157V156H188ZM59 158V159H58ZM77 158V159H76ZM80 158H82V159H80ZM137 158V157H136ZM168 158H170V156L168 157ZM176 158H177V156H176ZM191 157H189V159L187 158V160H191L190 159ZM194 158V157H193ZM192 158V159H193ZM21 159V160H20ZM26 159V160H25ZM48 159V160H47ZM144 159V158H143ZM178 159H180V157L178 156ZM14 160V161H13ZM18 160V161H17ZM26 162H25V161ZM31 160V161H30ZM42 160V161H41ZM55 160V161H54ZM79 160V161H78ZM82 162H81V161ZM165 160V159H164ZM168 160H170V159H168ZM172 161L170 162V163H168V161H167V159H166V163H164V161L162 160V163H163V165L162 164H160V162L158 163V164H160V165H158L159 167L156 169V171L158 172L157 174H163V175H165L166 173H164V172H167L170 168H172V167H177L178 169L180 168V167H178V166H180V165H177V161H176V164H175V166H174V164L172 163V162H175V161H173V159H171ZM248 161H250L251 160V162H252V159H247ZM24 161V162H23ZM66 161V162H65ZM73 161V162H72ZM130 161V162H129ZM148 161V162H147ZM149 161H150V163H153V165H151L150 164V166H152L151 168H149L150 166H149ZM17 162V163H16ZM21 162H23V163H21ZM29 162V163H28ZM32 162V163H31ZM39 162V163H38ZM79 162V163H78ZM180 161H178V163H179ZM73 163V164H72ZM126 163H124V164H126ZM129 163V164H128ZM141 163H143L142 161H141ZM168 163V164H167ZM13 164V165H14ZM23 164V165H22ZM35 164V165H34ZM38 164V165H37ZM43 164V165H42ZM60 164V165H59ZM172 164H173V166H172ZM180 164V163H179ZM43 167H42V166ZM52 165V166H51ZM108 165V166H109ZM177 165V166H176ZM37 166V167H36ZM56 166V167H55ZM70 166V167H69ZM111 166V165H110ZM109 166V168H111ZM114 166H117L116 168H118V166L119 165H114ZM27 167V168H26ZM40 167V168H39ZM48 169H47V168ZM58 167V168H57ZM62 169H61V168ZM44 168V169H43ZM67 168V169H66ZM85 168V167H84ZM88 168H91V167H88ZM107 168V165H106V167L103 169V170H105V171H103L102 170V172H100L101 171V169H100V171H97L99 174L101 173V175H102V173L103 172H107V173H109V174H111V176H109L108 174H106V175H103L104 177H106V178H108V177H111V178H117L118 176H120V175H122V177L120 178V177H118V179H123V178H126V177H128L127 175H126V177H124V174H115L116 172H114V171H117L116 170V168L115 167H112L111 168V171H109L108 169H106ZM181 168H183V167H181ZM185 168H187V167H184L183 168V170L185 169ZM38 169H40V170H38ZM91 169H93V168H91ZM114 169V170H113ZM34 170V171H33ZM43 170V171H42ZM47 172H46V171ZM65 170H67L66 172H63V171H65ZM82 170H86V169H82ZM88 170H90V169H88ZM88 170H86V172L88 173ZM106 170H108V171H106ZM113 170V171H112ZM183 170H179L180 171V174H181V171L182 172H184ZM187 170V169H186ZM91 171V170H90ZM89 171V172H90ZM93 171V170H92ZM170 171V170H169ZM168 171V172H169ZM178 171V172H179ZM19 172H21L22 174H26L23 170H20ZM31 172V173H30ZM40 172V173H41ZM54 175V172L56 173V174H58V173H61L60 175L58 174V176L59 177H57L56 176V174H55V176L58 178V180H57V178H55V176L52 178L51 176H49L48 175V173L49 174H51V173ZM82 172H84V171H82ZM86 172H84V173H82V174H84L85 176H87L88 174H86ZM96 172V174L93 176V179H95L94 177H97L96 175L98 174ZM112 172H114V173H112ZM120 171L118 170L117 171V173H119ZM153 172H155V171H153ZM167 172V173H168ZM187 171H185L184 172V174L185 175H183V173L181 174V175H183V176H186V178L188 177L189 178V180L191 179V174L193 175V177H195L194 176V174L196 175V178L197 177H199L194 171H193V173L192 172H190L189 171V169H188V174L190 175V177L188 176V174L186 173ZM39 173V174H40ZM41 173V174H42ZM95 172H90V174H94ZM104 173V174H105ZM121 173H124V172H121ZM191 173V174H190ZM34 174H33V177H30V179L32 178H35V180L33 179V181H32V179H31V181L33 182H31L30 181V179H28L27 181H30V185H33L34 183L36 184V181H38V180H36V177H37V179L38 178H40L39 179V181L38 182H42V180H44L43 178H42V180H41V177L42 176H40V175H37L36 177H34ZM51 174V175H52ZM115 174V175H114ZM131 174V173H130ZM133 174L134 173H132L131 174V176H133ZM187 174V175H186ZM235 174H237V175H242V174H240V172H236ZM235 174H233V173H231V174H229V178H233L232 180H236V179H238V178H240V179H242V176L240 177V176H235ZM70 175V174H69ZM101 175H98V177L100 176V178L102 177ZM108 175V176H107ZM112 175H114V176H112ZM117 175V177H115ZM232 175V176H231ZM233 175H234V177H233ZM84 176V177H85ZM130 176V177H131ZM177 176V175H176ZM51 177V178H50ZM87 177H92L91 175H88ZM86 177V178H87ZM97 177V178H98ZM130 177H128L129 179H130ZM179 177V176H178ZM193 177H192V179H193ZM238 177V178H237ZM60 178V179H59ZM73 178L74 177H70L69 176V181H68V186H69V193L70 194H72V195H70L69 196V194H68V196H69V198H68V196H66L67 197V199H69V200H67L66 199V202L70 205H68L66 202L63 204L64 206H66L65 208L66 209H64L65 211H63V209H62V205L60 206L61 207V209L60 210H58V209H56L57 210V212L55 213V215H57L56 217L58 218V216H60V215H58L57 213H59V212H61V210L63 211V212H65V215H64V213H62L61 212V217H59V219H61L62 220V217L64 218V216H66L63 220H65L66 219V221H60V220H57V221H60L59 223L58 222H56V221H54V222H52V223H50L49 225H47L49 228H53L54 229V227H56V229L57 230H59L58 228H62L63 227V224H64V226H66L65 228H66V230L68 229L69 230V224H71L70 225V228H75V229H73V230H75V231H69V233H68V230H67V234H68V236L66 235V230H64V229H62V231L64 232H61V234H59L58 235V239H60V240H62V241H64V243H69V245L68 246H75L76 245V243L79 241V240H77V239H79V238H77V236H81V237H84L88 232H90L91 233V235L93 236V238H96L95 236H97V235H93L92 233H95L96 232V230H97V228H98V230H99V232H98V230H97V234H101V232H103V233H105V235H110V236H113V238L116 236L117 237V240L118 241H121L122 242V240H121V238L123 237V236H127L125 239H124V237L122 238V239H124L123 241H125V240H127V239H130L132 236V241L131 240H127L126 241V247H127V242L130 244V245H132V244H134L135 246H136V243L138 244V246L137 247H140L139 246V243L141 242H147V241H149V239L152 237V236H154L155 235V233H158L159 234V231L156 229V231H155V229H154V226H151L150 225V227H149V224L147 223L146 224V222L144 223L143 222V220H145V216H146V212L145 211H141V209H140V211H139V209L136 211L135 209L137 208H135V207H133L134 205H136V204H131V203H129V200L130 199H128L127 200V203H126V205H125V202L126 201H122V200H126V196L127 195H125V196H123L124 194L123 193H117L118 192V190L117 191H115L114 189H116V188H114V186L112 187H109V188H111V190H110V192H109V195H108V192L106 193V187H100L101 188V190L102 189H105V192L104 193H106L105 194V200H107L106 199V197L107 198H109V197H111V194L114 192V198L116 197V199L114 200V202L113 203H117L119 200H120V198L119 197H124V199L122 198V200H120V202L119 203H115V205H123L122 203H124V205H123V207L122 206H118L120 209H122L123 208V210L125 209H128V208H130V210L131 211H134V212H131L130 210L127 212H125V215H124V213H123V211L121 210H118L119 212H122L121 214L123 215V216H125V217H122V215L120 214V218L119 217H115V219L116 220H114V218H113V215L115 216L117 213H118V211H116V212H113V214L112 213H110V212H112V211H115L116 209H113V208H110L111 206H109V207H107V206H102V205H99V203L97 204L96 202H94L93 203V201H90L92 198H103L102 197V195L101 196H98V192H97V194L96 193H94V191L95 190H93L92 191V189L89 187V188H87L86 189V185L84 186V187H82V186H78V184L77 183H74V181L75 180H73ZM113 178V179H114ZM185 178V179H186ZM196 178H194V179H196ZM235 178V179H234ZM46 179V180H47ZM51 179H52V181H51ZM56 179V180H55ZM70 179H72V180H70ZM91 179V178H90ZM176 179L179 181H176ZM239 179V180H240ZM41 180V181H40ZM188 179L186 180V182H188L189 181ZM145 181V180H144ZM148 181V180H147ZM147 181H146V183H147ZM174 182H176L174 185H177V183H178V186L180 187V185H182L181 186V188L182 187H185L186 186V184H185V182L183 181V179H182V181H181V178L179 177V178H174V180H173ZM192 181V180H191ZM191 181H190V184H189V188H190V185H191ZM38 182H37V185H38ZM194 182V180L192 181V183ZM262 182V181H261ZM261 182H259V183H256V184H258L256 187H260V186H262L261 184ZM32 183V184H31ZM63 183V182H62ZM144 183V182H143ZM145 183V184H146ZM150 183V182H149ZM170 183L172 184L173 182H172V179L170 180ZM180 183V184H179ZM182 183V184H181ZM189 183V182H188ZM196 183V182H195ZM27 184H29V182H27ZM74 184V185H73ZM76 184H77V186H76ZM183 184H185L184 186H183ZM194 184V183H193ZM256 184H253V187L255 188V189H252V186H250V187H248L247 188V190H249V188H250V190L252 189L253 191L255 190L256 192H259L258 190H257V188L255 187V185ZM260 184V185H259ZM263 184H264V181H263ZM37 185H34V186H37ZM146 185H148V184H146ZM149 185H151V183L149 184ZM166 184H164V186H165ZM196 185L197 184H195V187H196ZM164 186H161L160 188H163V189H166V186H167V188H171L173 185H170V184H168V185H166L165 187ZM192 186H194V185H192ZM198 186V185H197ZM200 187H201V189H203V191H205V188H206V191L205 192H207L208 193V191H209V193H210V191H214V190H216L217 189V187L215 188V186H207V185H199ZM198 186V187H199ZM204 186H207V187H205V188H203ZM65 188H67V186H64ZM76 187H78L77 188V190H79L80 188L82 189H80L79 191L80 192H75V191H77L76 190ZM92 187V186H91ZM175 187H177V186H175ZM198 187H196L197 188V190H200V189H198ZM212 187V188H211ZM73 188L75 189V190H73ZM85 188V189H84ZM93 188V187H92ZM109 188H108V190H109ZM173 188H174V186H173ZM210 188V189H209ZM215 188V189H214ZM73 191H72V190ZM94 189V188H93ZM118 189V188H117ZM158 189V188H157ZM169 189H166V190H169ZM184 190L186 189V187L185 188H183ZM183 189H181V190H183ZM191 189H192V187H191ZM190 189V190H191ZM195 189V188H194ZM207 189H209L208 191H207ZM213 189V190H212ZM259 189V188H258ZM260 189H262L261 191H263V189H264V187L262 188V187H260ZM66 190V189H65ZM72 191V193H71V191ZM84 190V191H83ZM107 190V191H108ZM113 190V191H112ZM178 190V189H177ZM183 190V192H182V198L184 197V198H186V197H189V196H187V195H190L191 194V192H190V190H189V192H190V194L188 193L187 194V192H188V190H186L187 192H185ZM246 190V191H247ZM68 191V190H67ZM82 191L85 193H82ZM87 191H89V192H87ZM174 191H175V188H174ZM202 191V190H201ZM201 191H193V189H192V194H194L195 192L196 193H201ZM202 191V193H204ZM254 191V192H255ZM90 192H93L92 194L93 195H95V196H92V194L90 193ZM103 192V191H102ZM158 192L159 191H157V190H155L154 191V193H155V196H157V194H158ZM176 192V191H175ZM251 192V191H250ZM73 193H74V195H73ZM76 193V194H75ZM80 193V194H79ZM89 194V196H88V194ZM111 193V194H110ZM117 193V194H116ZM178 193H180L181 194V191H180V189L178 190ZM184 193V194H183ZM118 194H120V196H118V198L119 199H117V195ZM180 194H179V196H180ZM187 194V195H186ZM81 195H85L84 197H88V199H89V197H90V199H89V202H90V204L88 203V200H85V198L84 197H82L81 198ZM183 195H185V196H183ZM71 196H73V200L75 199V200H77V199H79L78 201H73L72 199H71ZM74 196H75V198H74ZM78 196V197H77ZM92 196V197H91ZM98 196V197H97ZM180 196V197H181ZM80 197V198H79ZM87 197H86V199H87ZM128 197V196H127ZM35 198H37V199H31V200H34V201H32V202H35V203H31V201H30V204H32V206L33 207H31V205H30V209L32 208V209H36L37 207H39L40 209H41V211H43L44 209H45V207H46V204L44 203L45 201L47 202V198L46 199H42V198H40L39 200H38V197H35ZM83 198H84V201H86V202H84L83 201ZM113 198V197H112ZM113 198V199H114ZM36 200L37 201H39V202H37V204H38V206H36ZM40 200H42V202L44 203H42ZM49 200V199H48ZM82 200V201H81ZM117 200V201H116ZM70 201V202H69ZM74 203H73V202ZM79 201H81L80 203H79ZM131 202H132V200H130ZM202 201V200H201ZM40 202L42 203V204H40ZM59 202V201H58ZM82 202H84V203H82ZM122 202V203H121ZM74 205H73V204ZM86 203V204H85ZM91 203H93V204H91ZM129 203V204H128ZM201 203V202H200ZM33 204H35V205H33ZM71 204H72V207H71ZM77 204V205H76ZM78 204H79V206H78ZM96 204H97V208H96ZM180 204V206H181V203H179ZM178 204V205H179ZM203 204H205L206 205V202H205V200L203 199V201H202V203H201V205H203ZM211 204H213L212 202L211 203H209V205H207V206H211ZM44 205H45V207H44ZM78 206V207H74L75 208V210L74 209H69V208H73V206ZM88 206L89 208H91L92 206L93 207H95V208H93V209H96V210H98V209H100L99 207L101 206V209L99 210L100 212L102 211V213H100L99 211V213L98 214H96V212L93 210V209H89V208H86L85 206ZM114 205V204H113ZM114 205V206H115ZM129 205V206H128ZM133 205V206H132ZM176 205H177V203L174 205V204H172V206L171 207H173V210L176 208V210H177V212L179 211V212H181V210H179V209H185L186 207V204L183 206V207H181V208H179L178 206V208L176 207ZM183 205V204H182ZM200 205V204H199ZM63 206V207H64ZM127 208H126V207ZM41 207H43L44 209H42ZM107 207V208H106ZM122 207V208H121ZM185 207V208H184ZM39 208H37V209H39ZM79 210H78V209ZM81 208H82V211H86L87 210V212H81L80 210H81ZM85 208V209H84ZM106 208V209H105ZM110 208V209H109ZM116 208V207H115ZM119 208H117V209H119ZM133 208V209H132ZM31 209V210H32ZM39 209V210H40ZM108 209V210H107ZM113 209V210H112ZM187 210H188V208H186ZM48 212H47V211ZM54 210V209H53ZM51 211L49 208L48 209H45V211L44 212H47V213H44L43 212V214H45L46 216H48V214H51V213H53L54 214V212H55V210L54 211ZM66 210L68 211L69 210V212L67 213L66 212ZM73 212H72V211ZM89 210V211H88ZM91 210V211H90ZM107 210V212H105ZM33 211H35V210H33ZM51 211V212H50ZM175 211V210H174ZM182 211H185V210H182ZM28 212H30V211H28ZM76 212H78L79 213V215H78V213H76ZM95 212V213H94ZM104 212L106 213V215L104 214ZM139 212L141 213V212H144L145 213V215H144V213H141V215L139 214ZM69 213H71V214H69ZM88 213V214H87ZM110 213V214H109ZM128 213V214H127ZM132 214V213H134L133 214V216L132 215H130V214ZM138 213V214H137ZM60 214V213H59ZM83 214V215H82ZM101 214V215H100ZM102 214L104 215V216H106V217H108L109 218V215L111 216L112 215V218H113V220L114 221H116L115 222V224L119 227V228H123V227H126V226H128V227H126V228H123L122 230L121 229H119L117 226L115 227V226H113V222H111V225L110 226H108V225H104V224H102L100 221V223H101V226H100V223L98 222V220H99V218H98V216H102ZM119 214V213H118ZM116 215V216H119V215ZM52 215V214H51ZM72 215V216H71ZM85 215V216H84ZM127 215V216H126ZM129 215V216H128ZM138 215V216H137ZM71 216V217H70ZM82 216V217H81ZM88 216L90 217V218H88ZM93 216V217H92ZM143 216V217H142ZM147 216H148V214H147ZM51 217H53V216H48V218H51ZM74 217V218H73ZM76 217V218H75ZM124 218L125 219V221H123V220H121L122 218ZM127 218L129 219V220H127ZM133 218H135L136 220H134ZM147 218V217H146ZM67 219H69L68 221H67ZM81 219V220H80ZM118 219L120 220V221H118ZM143 219V220H142ZM78 220V221H77ZM88 220V221H87ZM92 220V221H91ZM134 220V221H136V222H138V221H140L141 220V223H140V225L137 223L136 224V222H135V224H136V227L135 226H133V225H135L134 223L132 224V221ZM69 221H70V223H69ZM87 221V222H86ZM127 221H128V223H127ZM133 221V222H134ZM56 222V223H55ZM93 222V223H92ZM97 222H98V224H97ZM119 222L121 223V222H125V224L124 223H122V225H124L123 227H120V224H119ZM69 223V224H68ZM88 223V224H87ZM90 223H91V225H90ZM132 225H131V224ZM52 224H53V226H52ZM56 224V225H55ZM129 224V225H128ZM57 225H58V227H57ZM74 225H75V227H74ZM90 227H92V228H90ZM96 225V226H95ZM147 225V226H146ZM52 226V227H51ZM71 226H73V227H71ZM82 226V227H81ZM98 226V227H97ZM139 226V227H138ZM143 226V227H142ZM88 227V228H87ZM97 227V228H96ZM130 227V228H129ZM146 227V228H145ZM152 227V228H151ZM60 228V229H61ZM78 228V229H77ZM93 228L95 229V231L93 230ZM142 228V229H141ZM144 228L146 229V230H144ZM156 228V227H155ZM80 229V231H78ZM82 229V230H81ZM126 229V230H125ZM139 229V230H138ZM141 229V230H140ZM147 229H148V231H147ZM153 229V230H152ZM55 230V229H54ZM92 230L94 231V232H92ZM119 231V233H117L118 231ZM151 230V231H150ZM127 231V233H129L128 235H130L129 237L130 238H128V235H127V233L126 234H124V232H126ZM132 231H134V232H132ZM108 232V233H107ZM150 232V233H149ZM151 232H152V234H151ZM63 233V234H62ZM84 234L83 236L81 235V234ZM133 234L132 236H131V234ZM147 233V234H146ZM64 236V238L62 237V236ZM108 235V236H109ZM137 235V241H136V236ZM147 235H149V239H148V236ZM152 235V236H151ZM70 236H72L71 238H70ZM145 236H147V237H145ZM60 237V238H59ZM62 237V238H61ZM66 237V238H65ZM121 237V238H120ZM135 237V238H134ZM139 237V238H138ZM141 237H143V238H141ZM67 238H68V240H67ZM76 238V239H75ZM140 238H141V241H138V240H140ZM65 239V240H64ZM147 239V240H146ZM153 238H151L150 239V241L152 240ZM60 240H58V241H60ZM133 240L135 241V242H133ZM130 241H131V243H130ZM149 241V242H150ZM74 242V243H73ZM120 242V243H121ZM148 242V243H149ZM59 244H61V245H66V244H64V243H60V242H58ZM72 243H73V245H72ZM125 244H123L124 246H125ZM67 246V245H66ZM176 250V252L178 251L177 249H175ZM68 251H70L69 250V248H68ZM71 252H72V250H71ZM71 252H69V253H71Z\"/></svg>",
    "mask_w": 264,
    "mask_h": 264
}]
</instances>
